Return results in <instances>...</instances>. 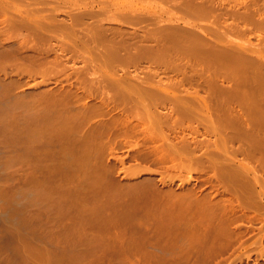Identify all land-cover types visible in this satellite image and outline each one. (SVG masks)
I'll return each mask as SVG.
<instances>
[{"label": "rangeland", "instance_id": "obj_1", "mask_svg": "<svg viewBox=\"0 0 264 264\" xmlns=\"http://www.w3.org/2000/svg\"><path fill=\"white\" fill-rule=\"evenodd\" d=\"M6 1L10 2V3L6 2L7 3V7L5 6L6 8H8L11 5L13 7L11 6L12 8L9 7L8 9L5 8V11H4V8H0V9H2V10H0V39H1L0 40V264H264V108H263L264 104H263V107L260 104L261 105L260 107H262L263 111H260V110H262L261 108H259L260 112H257V109L255 110L256 115H254V112H252V110H251V112L249 111L250 113H248V109L242 108V107L240 108L237 106L240 103V101H239L240 99H241V104L243 105L242 100H244L243 97L246 95V92H245V95H243L244 94L243 92H241L242 94L240 93L241 96L243 95L242 98H241V96H239V97L232 96V98H233L231 101L232 104L230 102V100H231L230 96H231V93H234V92H231V91L229 92L230 89H233L232 91H234V87L237 89L243 88L239 85H243V84L246 85L247 84L246 86H248V84L251 81H253V82L257 81L256 79L254 80L255 76L254 75L252 76L251 72L249 73V71H247V74H245L244 72L246 70H244V69L249 68L250 65L253 64L254 62H258V65H257V63L256 64L254 63L255 65L253 64L254 66H252V67H254V68H257V66L259 68L262 66V63H264V61L262 62V60H264L263 59L264 54L262 55V51L260 50L261 47H262V50L264 48V31H263L264 28H261V27L259 28V26H262L264 24L263 23L264 21H262V20H264V18H263L264 17L263 16V13H264L263 12L264 11V8H263L264 4L263 3H264V1L263 0H253V2H256V3L254 6L251 7L250 4H252L251 3L252 0H244L245 3L243 2V0L242 1L237 0V2H240V3L242 2V4L244 3L243 4L244 6H246V5L248 6V8H247V6H246V8H243V5L241 4L242 8L240 6H238V8L240 10L248 9V11H250L251 14H252L251 11L253 10L255 15L252 14V15H254L252 18L249 17L248 15H245L246 13L250 14L249 12L244 13L243 10L242 11L238 10V8L236 6L239 5V3H237L236 0H233L235 2H233L231 0H225L226 3L223 2L224 0H219V1H222L223 4H221L222 2H218V0H215V1L210 0L212 3H215V4L217 3L216 5H214V8H217V7L219 8V10L221 12L218 10V8L215 10L222 13L221 16L219 15V12H217V11H215V12H217L218 14L214 13L213 9H212L213 15H210V16L208 15L210 18L208 16L205 18L199 17L200 20H198L196 18L198 16H194L193 14H191L195 18V20H197V21H195V24L194 23L193 24L197 27L196 28L194 26L195 27L194 29H197L195 31H198V35L201 36V34H202L203 36H201V37L204 40H205V37L209 36L206 39H208V41H210L212 43L208 44V45H204L202 47H212L213 51H214V52L212 51L213 52L212 53L213 58H214L213 54H215V51L217 53V52H219L218 50H221V48L224 49L223 51H225V48H231L235 44L238 45V43H239V45H238L237 49L235 48L236 46L233 47L236 49L237 52L242 53L244 56L247 53L246 50H249L250 53L253 54V55L251 54L252 56L249 55L250 53L248 51L247 55H245L244 58L241 55H240L241 57H235V59H236L235 68L236 67L237 68L235 69L233 67L232 70L236 71L238 69V66L240 67V65L237 66V64H238L237 60H240V61L243 60L246 62L248 61L247 63L246 62L245 63L249 65L247 67L246 64L243 65L244 62L242 63L241 66L244 69L241 71L239 70V72L241 74H244V75H241L240 73H238V70H237L236 75L238 76V79L236 78L237 76L233 75V73L235 71H231V67H230V70L226 69L225 63L223 64L224 66L222 65L223 67L221 66L223 68L222 70L219 69L220 65H217V64H216L217 67H212V64L214 62L218 63V61L222 60L224 57L223 56L221 59L220 58L218 59V55H216V54H215L216 55L215 58H217V59L212 58V61L209 60L210 66L208 65L211 68V70L214 68L219 69V72H216V70L214 69L215 71H213V75L211 74V70H210V73L207 70V69H209V67L205 68L207 66H203L206 64L205 59H202V60L199 59L200 63H201V61H204V62L201 64H199V62H197V63L199 64V66H201L203 64L201 66V67H203V68H201V72H203L204 69L206 72L201 73L199 71V73H200L199 75L203 74V76H199V75L195 74V73H198V70L200 69V67L197 66L198 64L195 65V63H196V61L194 62L195 57H193L192 55H190V56L187 55L188 57L183 56L184 59L182 58L181 60L184 61V63L180 60V57H182V55L179 57V59H178V57H176L177 63H181V62L183 63V64L181 63L182 66L180 67V69L182 68L183 70L184 69L187 70V71L184 70L186 72V76L184 75L185 72L184 71L182 72V70H180V72L178 70V73H180V74L177 75L176 70H175L176 72L174 71L175 72V74H174V72L172 71L173 69L169 70L168 67H166L164 65L159 66L155 63L150 64V61L144 62L145 59H143V61L139 62V64L138 63H132L134 65L129 64V63H131V62H129L128 63L129 65H126V69L128 70L131 68L130 70H128L131 73L127 72V70L125 69V67L123 65L124 62H121V63H123V64H121L123 66H120L119 62H117L119 64V66L117 63H114V62L110 63L109 62L110 65L113 63H114V65L116 64L115 66L114 65L109 66V63L107 62L108 60L106 61V58H105L109 54H106V55L102 54L105 51V49L103 47H106V46L101 47L103 42H104L103 45H105V43H107L105 41H106V38L108 36H110L108 38V40L110 38H112V39L114 38V40H115L114 42L119 40L118 41L119 43L118 42L117 43H113V42L111 43V41L109 40L107 47H106V49L109 48L108 49L109 51L106 50L105 53L111 52L110 47H108V45H110V44H111L110 46H112L111 49L114 47L115 44L117 47L120 46L122 48V46H121L122 44H120V42L126 43V41H127V40H124V38H126L128 40L131 38V41L133 38V41L135 43L136 39H137V37H136L137 32L139 34V37L140 36L142 37L141 42H140V39H137L138 43H141V44H139V47L144 48L146 46L145 49L150 48L152 45H154V44H152L154 42L149 41V40L152 37L154 39L156 38L154 36V34L156 35L158 33L157 35L159 36L161 31H164V34H165L167 31L166 29H168L169 26L171 27V25H172L171 28L173 29V25L175 23H176L177 27L179 25H181V27H182V24L186 23V21L183 20L184 19L183 13L180 10L179 11L177 10L176 4L178 5L180 3V2H178V0H177L178 3L174 2V0L173 1L171 0L174 4L170 3L169 2L170 0L169 1L163 0L165 2V3L163 2L165 5H163L162 1H160V0L159 1L156 0V2L154 1L156 4L152 3L153 2L152 0H139L141 3H139V1H138L137 4H136L137 0H134V1L132 0L133 2L131 0H129V3L127 2V0L125 2H124V0H122V2H121V0L120 1L119 0L118 1L108 0V2L111 3L112 5L109 4L108 2H106L107 4H104L102 0L101 1L103 4L101 2H99L100 0H94V2L98 1L99 2V3L97 2L98 4L94 3L92 0H89L88 1L89 3L86 2L87 4L91 5V1H92V4L94 6L93 5L90 6L87 4H86L87 6H84L83 4L85 2H82L81 0H78L79 3L77 0H73V2L75 1V3H73L71 0H67L68 2L67 1L65 2V0H64V2H62L63 0H46L47 2L45 4V6H44L45 0H40V3L38 2V0H37L38 3H36L35 0H34V2H32L33 0H31V2L36 4L37 7L32 3L31 4L33 6H30V0L29 1L24 0V2H23V0L18 1L19 3L21 2L24 4H27L29 2V4H28L29 7L30 8L36 7L34 9L40 10L39 12L40 13L42 12L43 14H41V15H43V16L46 13L47 14L49 13L51 15L52 13H50V12L54 11V13L52 14V17L48 16L49 19L50 18L52 19L55 16V12L56 13L58 12L59 15L56 14L57 16H55L57 18V21H55V22H57L56 23L57 28L55 25L50 23V22L54 21V19L56 20L55 17L52 20L51 19L48 20V18H46L47 17L46 15H45L46 17L45 16L43 17L36 10L35 11L37 12V14L39 16L35 17L33 15V13H35V15H36V12H34L33 8H32L33 10L29 9L30 12H31V10L33 11L32 16L30 13L28 14V12H27L28 15H26V14H24L26 12H22V11H23V8H25V6H26L25 9H27V10H24V11H28V8H27L28 5L22 4L24 7L19 6L21 4L16 3L17 0H12V4H11L10 0H6ZM26 1H27V3H26ZM84 1H86V0H84ZM105 1H107V0H104V2ZM112 1L114 3L117 2V4L112 3ZM166 1H167V3H166ZM183 1H185V2H183ZM183 1L181 0L182 3H186L187 0H183ZM189 1H191L192 3L194 1V3H196L195 0H189ZM13 2H15V4H19V5H15V4L13 5ZM76 2L78 4H76ZM126 2L129 5L127 4V6H125ZM158 2H159V4H157ZM168 2L170 5H172V7H167ZM8 3L10 4L9 6H8ZM131 3H133L134 6H135V4H136V6L141 4L140 5L141 7L137 6L138 7L137 8L135 6L136 11H137L136 13L134 11L135 7L133 6V4L130 5ZM146 3H147V6H145ZM149 3H152L153 5H151ZM41 4H42V8H41ZM59 4H61V5L57 6ZM70 4H73V6L75 4L76 7L75 6L72 7V5H70ZM118 4H122L123 7H121V5H118ZM123 4H125V5H123ZM199 4H202V3H199ZM224 4L226 6H229V7L233 6L234 8L231 7V9L230 8L227 9L226 6H223ZM257 4H259L258 6L260 7V9H259V7L257 8ZM99 5H101V6H103V5L107 6L108 5V7L110 5L111 6L115 5V7L110 6L109 8L111 10L108 9L109 11L107 10L108 7L107 8H103L104 6L101 7L104 10H106L107 13L110 11L113 12L117 8L118 9L120 8V10H121V11L117 10L118 12H121V13L127 12L128 13V11H129L131 13V9L129 10L128 7H132V6H133L132 9L134 12L132 11L131 15L126 14V15H128V17H131L130 18L131 20H129V18H125V15H123V14H122L123 16H121V18H116L117 15L114 14L115 11L113 13L110 12L111 15H115L113 17L114 20H115V18L117 20L118 19L122 20L124 18L122 20L123 23L122 24L120 23V25L117 24L116 20H115V22H113L114 24L110 23V21L111 22L113 21V18L110 17L111 15H108L111 18L110 21L104 20V22H102L103 19L105 18V16H104V18H102L103 16L101 15V13H102L101 11H104V10H101V8H99V10L98 9L96 10V7L97 8L100 7ZM149 5H151V7ZM155 5L158 8L157 7L154 8ZM159 5H161V6H159ZM195 5H196V7L194 8L193 6H195ZM220 5L222 7H220ZM69 6H71V7H69ZM88 6H90V7H88ZM116 6H118V7H116ZM142 6H143V8H142ZM163 6H166L165 7L166 9L164 8V10H167L173 14H176V15H177V13H179L180 15L182 14L181 16H183V17H181V19L183 18L182 20L184 22H181L182 21L181 19L176 20V19H178L179 14L177 15V17L175 15L176 19H174L175 18V17H173L174 15L171 18V14L169 15V13H167L166 11L163 12L164 10L159 9V7L161 8ZM193 6L192 7L190 6V7L192 9L194 8L196 10L197 9V3L194 4ZM18 7L20 9H22L21 12H20V9ZM21 7H23V8H21ZM49 7L55 8L56 11L52 10V9L50 10ZM56 7L60 8V10L57 11ZM124 7L125 8L127 7L128 11H126V9H125V11H123L122 8H124ZM144 7H148L147 9H152V10H147ZM14 8H15V10H13ZM16 8H18L17 11H16ZM69 8H72V9H69ZM75 8H77V9H75ZM83 8H84V10L85 9H87V10L92 9L94 11V13L101 10L100 13H98V14L101 15L102 17L101 16L99 17V15L97 16L94 14L95 15V18H94V16L92 15L93 14L92 10L91 11L85 10V11H87V14H88V15H85L86 12H82ZM139 8L141 9L140 11H139ZM153 8L156 9V10H154L156 15L162 16L161 19L163 18L162 20H164V22L166 20H168L165 17H168V15L170 16V18L169 17L168 18L170 19L169 21L171 23L169 21H168L169 23L167 21L165 23V24H169V25H167L168 28H167V26L165 27V25L161 24V23L164 24V22H160V24H159V25L164 26L163 27L164 30H162V26H160L161 28L160 27L156 28L157 25H152V24H158V23L153 22L154 20L156 21V19H155L156 17H154L155 13L153 12ZM168 8H170V10ZM172 8H173V10H174V8H176V11H172L171 10ZM223 8H225V9H223ZM249 8H251V9H249ZM253 8H255L257 10V13H258V10L260 11L259 13H261L260 15H262V16H260L261 20H259L257 18V17H259V14L257 15V13H255L256 11ZM48 9L50 11L47 12ZM68 9H69V11L73 10L70 12L71 14L70 13L68 14V12H67ZM79 9H81V11ZM142 9L144 10V12L142 11ZM194 9L192 11H194ZM75 10H77V11H75ZM95 10H96V12H95ZM233 10H235V11H233ZM237 10H238V12L239 11L242 12L241 14L245 15L244 17L242 15L239 18L240 20H241V18H243L242 21H240L238 18L236 19L233 16L234 12L236 14L238 13V12H236ZM14 11H16V13H14ZM138 11L140 13H141V11L143 13H147V12L149 13L151 11L150 12L151 15L150 14L149 15H150V17H152V15L154 14L153 15L154 18L153 17H152L153 19L150 17L148 18V13H147L146 14L147 19L145 21L147 22V20L149 21L150 19H152L153 20L152 23L150 22L151 20L148 22V24L145 23L144 21L143 22L145 24L142 21L135 22L133 15H135L137 13L140 14ZM158 11H161L163 13H161V12L159 13ZM226 11H227V13H225ZM245 11H247V10H245ZM18 12L22 15V16L20 15V17H24V20L22 18V21H21L20 20L21 18L17 15L20 18V19H18V21H21V23H19V25H17L18 23H16V22H18V21H16V19H17L16 14H19ZM73 13H75V15ZM79 13L82 14L81 15L82 18H80V19L83 20L84 18H86V19H84L85 20L84 22L87 21L86 23H90L89 25H91L92 28H91V26H86L88 24L82 23L83 22L82 20L80 22V19L78 18L80 16ZM83 13H85V14H83ZM103 13H105V12H103ZM107 13H106V17H107ZM166 13L168 14L167 16H165ZM11 14H13L16 17L14 18V16ZM67 14L70 17L72 15H74V16H72L71 21L69 19L70 17ZM117 14L120 16L119 13H117ZM214 14H217L221 18L223 17V14H224V16L226 14V16H225L226 18L225 17H223L225 19L222 18L225 21L224 22L222 21L221 24L224 25L225 22L227 24H229L227 26V28H229L228 30L231 31L230 33H232V30L234 29L233 34H231V37H230L229 31H227V29H225L226 28L225 25H227V24L225 23V25H224L225 28L223 26L217 25L221 21L219 22V20H217V18H216L218 16L215 15L216 16L215 17ZM239 14H237L235 16L239 17L241 15V14L240 15ZM24 15H26V17ZM76 15H78V17ZM83 15L84 16L91 15L93 18L91 16H89L91 18L84 17ZM191 15H190V17L189 16L185 17V19L186 18L192 19ZM252 15H250V16H252ZM256 15H257V17H256ZM27 16H28V18L31 19L30 20L32 22L31 25H30L31 22L28 23V21L25 19V18H27ZM75 16L79 20L76 19ZM247 16L251 19L256 17L255 20L258 19L260 21L259 22L257 20L259 25H258V23H256V21L254 19L253 20L249 19L250 21H252V22L249 21L251 25L248 24L249 22L248 23L246 22V24L241 25V24L245 23L243 21H248ZM9 17H12V21L14 20V22L10 21L11 22L10 23ZM41 17H43L42 20H44V23H45V24H43V28H45V30H43V29H40V30L45 31L46 33L45 32L41 33V31L38 30L39 27L41 26L39 24V22H40L39 18L41 19ZM73 17L75 18V20L73 19ZM96 17H99L98 22L99 23L102 22V24L94 22L95 19L97 21ZM109 17L106 19H109ZM7 18H9V19H7ZM34 18L38 19L39 21L33 20ZM99 19H100V21L101 20L102 21L100 22ZM126 19L129 20L130 25H128V23H127L128 20L126 22ZM173 19H174L175 23L172 21ZM188 19H187V23L183 24V25H187V26L182 27V28L186 27V29L188 28V30L184 29V31H183V29H182L183 33H185L186 31L187 32L190 31L189 29H193V27L192 28L188 27V22H189ZM235 19L238 21H235ZM2 20H3V22H2ZM4 20H6L7 22H5ZM63 20H65V21H63ZM68 20L70 22L73 21L74 23L73 22L70 23ZM121 20H119L118 23L121 22ZM133 20L135 22V25L133 23ZM209 20L213 23H212V26L210 25L211 28H209V30H208L209 32H207V30L205 31L204 27L207 25V29H208L209 24H211L209 22ZM26 21H27V23H26ZM48 21H49L52 28L51 27L46 28V26H50ZM61 21H63L64 25H61L62 24ZM75 21H77V22L79 21L80 24L76 25L77 22H75ZM105 21L106 22L109 21V22L106 23ZM177 21H178V23H177ZM206 21L209 23L207 24ZM214 21H216V22L218 21V23H216ZM22 22H23V24H28V25L23 28L22 26H25V25H22ZM34 22H36V23H34ZM91 22L92 23L94 22L95 25L96 24L100 25V26L96 25V29H97L98 33L101 35L105 32H106L105 34L107 35V32L110 29L112 31H114L113 30L114 28H112L111 25H113V27H114V26H116V24H117V27H115V28H118V27L121 28L125 24L123 27H125L126 29L128 28L127 29L128 31H132V33L129 32L130 35L131 34L132 35L130 36L128 34V36H127V34H124L125 33L124 30L125 31H127V30L124 29L123 27H122L123 30H121L119 28L118 29L123 31L124 35L121 34L122 32H120V31L118 32V30L115 29L119 33V35H118L119 37L117 36L118 39L116 38V36L114 37V34L116 35L115 31H114V34L111 33V35H110V33H109L106 38L105 37L101 38V36L98 33H95V34H97V36H99V37H97L99 39V41L101 39H102L101 41H103V39L105 40L101 43V41L97 42L98 39L96 38V35H93L94 33L92 32L90 34V35H92V38L97 39V40H94L95 43H92V41H93L92 38H87V36L86 37L83 36V34L88 35L89 34L88 31L89 32L96 31V30H94L95 25L91 24ZM233 22H236V23L239 22V24L237 23L235 25V24H233ZM240 22H242V23H240ZM7 23L8 24L10 23V24L8 25ZM15 23H16V25L14 26ZM33 23H34V26H35V24L38 26L37 30H36V26L33 28ZM40 23H42V22H40ZM52 23H54V22H52ZM189 23H192V20H190ZM198 23L201 26L203 25L202 27L204 29L200 28V25ZM204 23H205V25H204ZM214 23H215V26L217 28L220 27L219 30L217 28H215V26H213ZM230 23L233 25H231ZM71 24H73V25H71ZM74 24L76 26H74ZM81 24H83V25H81ZM131 24H132V26H131ZM247 24L250 25V27L245 26ZM252 24H254V26ZM255 24H256V26H255ZM10 25H12V26H10ZM20 25H22V26L18 27ZM80 25L84 26V27L86 26L87 28L90 27L89 29H91V31L87 30V29L85 31L84 28L81 27ZM107 25H110L109 28L110 27L111 28L109 29ZM127 25L130 27H128ZM146 25L147 26L150 25V27L148 26L150 29L147 28ZM237 25L239 26V28ZM240 25H241V27H240ZM28 26H29V28L31 27V29L33 28L34 30L29 29V31H28V28H27ZM53 26L56 29L53 28ZM69 26L70 27L73 26L72 31H70V32L68 31V30H71V28L69 29ZM151 26H152V28H156V29H152ZM232 26H235V27H233V29H231ZM242 26H244V27H242ZM257 26H258V28H257ZM15 27H17V28H15ZM61 27H62V29L64 28L63 29L64 31L61 29ZM65 27H67V28H65ZM103 27H104V30H106V31L103 30ZM181 27H178V30H181ZM212 27H214V29L218 30L222 39L224 37L225 42L222 39L219 40V41L222 40L224 43L218 42L219 38L216 39V37H217L216 35H218L219 33L216 30L214 32H216L217 34L212 32V30H213ZM221 27L224 28V30H226V32H228L227 35L230 38L229 42L232 41V45H231V43L229 44L228 39H227L228 38L227 35L225 36L222 32H220V31H223V30H220ZM40 28H42V26ZM58 28H59V32H58ZM73 28L79 29L78 32L76 31V29L74 30ZM159 28H160V30H159ZM171 28H169L168 30H170ZM198 28L202 29L200 32L201 34L199 33L200 29H198ZM52 29L54 30V32L56 30L58 33L55 32V34H54ZM98 29H100L101 32H99L100 30H98ZM148 29L150 30V34H149ZM157 29L159 31H157ZM235 29H238V30L235 31ZM35 30L37 31V33L41 34V37L36 36L37 33H34ZM81 30H83L86 33L81 34V32H83ZM146 30H147L149 35H153L151 37L150 36L148 37L150 39H148L146 37V36H148V34H146V36H144L145 33H147ZM151 30H154L157 32L154 33V31H152L153 32V34H152ZM175 30L176 31H174V32H173V30L172 31L170 30V34L172 36H170V38L167 39L169 41L166 40L167 43L170 42V39L172 37L173 38L172 40H174V39L176 40V41L174 40L172 43H176V42L180 43L183 40V42L185 44H187V47L190 48L189 47L190 46L189 41H191V40H189L187 43L188 39L186 38L187 36H185L184 39L185 38L187 39V40L185 39L186 40V42H185L184 39H182V37H179V35L175 34V32L177 34H179V32H177V29H175ZM243 30L245 32H242ZM66 31H67V34L71 33V34H69L71 39L70 38L67 39V37L65 38V35L68 36L67 34H65ZM75 31L77 34L75 33ZM133 31H137V32L134 33ZM195 31L192 30L191 33L195 32ZM205 32L207 34H205V37H204L203 33H205ZM210 32H212V33H210ZM223 32H225V31H223ZM226 32H225V34H226ZM180 33H182V32L180 31ZM196 33L197 32H195V34ZM105 34H103L102 36H104ZM167 34H168V31H167ZM211 34H214V36H216V37H214ZM238 34H239V36H238ZM42 35H43V37H42ZM174 35L176 36V38L179 37L182 40L177 41L178 39H176ZM63 36H64V39H63ZM75 36H77L76 37L77 39H78V37H80V38L78 40L77 39L75 40ZM93 36H95V37H93ZM241 36H243V38ZM127 37H129V38H127ZM135 37H136V39H135ZM143 37H145L148 40L147 41L145 39L147 41V43L150 42L151 46L148 43V47H147V43H143ZM218 37H219V35H218ZM72 38H74V41ZM121 38H123V39H121ZM238 38L242 42L240 40H237ZM65 39H66L65 42L67 43V47H66L65 42L63 41ZM189 39H193V37L191 38L189 36ZM215 39L217 42H215ZM242 39H246V41H244ZM79 40H82V41H80V44H79ZM145 40H144V42H145ZM67 41L69 43H71V41H73V42L70 45ZM89 41H90L91 45L89 44V46H88ZM131 41H129V43H127L128 45L124 44L123 47L129 46V48H131V47H134L136 45L138 46L137 42L135 43V45L131 46L130 43L133 44V41L132 42ZM226 41L228 42V44H226ZM233 41H235V42H233ZM248 41H250V42H248ZM74 42H76L79 45V48H78V46L75 47L76 43H74ZM96 42L98 44L101 43L100 47ZM109 42H110V44H109ZM177 43H176V45L172 44L173 48H174V46H177L179 44V43L178 44ZM184 43L181 42L177 46L178 48L177 47L176 48L179 49L180 47H183ZM243 43H244V45H243ZM68 44H69V47H68ZM241 44H242L241 51L244 48L246 49V50H243L242 52L238 51V50H240L239 46ZM72 45H74V46H72ZM80 45L81 46L83 45V46L81 47ZM93 45H95L97 47V52L102 55V58L105 55L104 56L105 61H104V59L101 60V58H98V57H97L98 60H97V58H95L96 54H97V56L99 54L95 51L96 47ZM168 45L164 46V47L169 48L171 46V45L170 46H168ZM180 45H182V46H180ZM248 45H251V46H248ZM70 46H72V47L70 48ZM84 46H85V49H82ZM92 46H93L94 52L96 54L93 52L94 59L92 57H90V58H92L93 60L96 59V61H94L96 63H98L100 61H102V62L104 61L105 63L107 62L106 64L100 63L101 65L103 64L102 65L103 68L101 67V65L99 63L96 64L93 62L92 59L90 60L87 57V56H92V53H89V51H91V50L93 51ZM243 46H244V48H243ZM185 47L186 46L184 45L183 48H185ZM214 47H215V49H214ZM255 47L257 49H255ZM76 48H77V50H76ZM251 48H253L254 52L251 51ZM89 49H91V50H89ZM98 49L101 50L102 52L99 51ZM216 49H218V50H216ZM255 50H258V52H256ZM74 51H76V52H74ZM77 51H79V52L77 53ZM244 51H245V54H244ZM83 52H85L84 55H83ZM87 52H88V55L85 56ZM75 53L78 55H76ZM79 53H82L83 56L79 55ZM174 53H176V52H173V55H172L173 57H174ZM256 53H259V54L261 53L263 58L261 57V55L258 54V56H259L258 58H260V59L259 60H258V58L254 59L255 55L257 57ZM263 53H264V51H263ZM89 54H91V55H89ZM248 55L252 58L248 57ZM76 56H77V58H80V57L81 58L77 59ZM165 56H167V55H165ZM168 56L170 57L169 54H168ZM168 56H167V58H168ZM175 56H177V54ZM84 57H87L86 59L90 60V61L89 60L87 61L88 65L86 64L87 62H86V59ZM185 57L189 58V59L187 60ZM191 57L193 58V60ZM82 58L85 59L84 60L85 63H84ZM225 58H226V56L224 57V60H225ZM190 59L193 62L190 61ZM195 59L197 60V58H195ZM251 59H252L253 63L250 62ZM178 60H179V62H178ZM260 60H261V62H260ZM188 61L190 63H188ZM90 62H92V63H90ZM185 62L188 64H191V63L192 64L194 63V64L190 65L191 66V69H190L189 68L190 66L188 64L186 65ZM223 62H226V60L222 61L221 63H223ZM259 62L261 63L260 65H259ZM89 63L92 65L96 64L99 68L96 67V65H95V69H96L95 70L94 68H92L94 66L91 65V68L93 69L92 70L89 66ZM221 63L219 61V64H221ZM104 64H105V67L109 66L105 69V73H103L104 68H105ZM153 64H154V66H153ZM239 64H241V63H239ZM86 65H87V68H86ZM194 65H195V67H193ZM83 66H84L85 71L87 70L89 73L92 72V74L90 73V75H89L88 72H85L82 69ZM127 66H130V67L127 68ZM155 66H157V67H155ZM185 66H186V68H183ZM213 66H215V65L213 64ZM244 66H246L247 68ZM110 67H112L116 72H119V76H117L118 73L113 71L112 68L110 70L109 69ZM114 67L115 68L124 67L123 69L121 68L123 70V72L120 68H117V70H116ZM139 67H142L143 73H141L142 72L141 68L138 69ZM144 67L146 69L149 68L151 71L155 67L152 72L150 70H148L150 73L154 72V76L152 74H149V72H148V74H145V73H147V70ZM163 67L165 68L166 71L164 70ZM192 67L194 69H196V67L198 68V69H196L195 73L192 70L193 69ZM252 67L250 69L253 70L254 68H252ZM263 67H264V64H263ZM100 68H102L101 69L102 72L99 70ZM160 68H162L163 70ZM159 69L162 70L163 72L160 71ZM239 69H241V68H239ZM106 70H108L109 73L112 71V74H113V72H115L114 74H116L115 76H117L118 78L125 75V73H127L125 75L126 77L129 74V78L128 77L126 78L125 76H123L121 79H124L125 82L127 80V82H131V83H132V81H134V82L136 81V84L134 82L133 83H134V85H138L139 89L131 90V88L135 89V87H136V86L134 87V85H132L133 83L132 84L130 83L132 86H130L129 83L127 85H125L124 84L125 82L123 83L121 80H118L119 81L118 82L117 81L118 78H116V77H115L116 81H115V79H114V81L111 80V79H113V76H114V74L112 76L111 73L109 74V76H111V77H109V79L111 81H113V83L110 80L108 81V79H106V78H108V72ZM136 70L137 71L140 70V71L137 72ZM261 70H259V71L263 74L264 69L262 70L263 72ZM81 71L86 74V75L84 74L85 77L87 76L86 79H85V77H82L83 73ZM96 71H100V73H102V74L97 73ZM156 71L158 72V74ZM207 71H208V75H207ZM66 72L68 73V75L66 74ZM214 72H216V74H214ZM69 73H70V75H69ZM74 73H77L76 74L77 76H75ZM139 73L143 74V75L140 76ZM161 73H163V74L159 75ZM181 73H184V74H181ZM230 73H232L233 76H231ZM248 73L251 75H249ZM103 74H105V75L103 76ZM136 74H137V78H136V76H133ZM210 74L212 77L209 76ZM100 75L102 77H100ZM149 75H152V76H149ZM156 75L159 76V79L162 78L161 79L162 81L158 80L157 79L158 77ZM240 75L242 77L247 76L248 79L250 78L249 79L250 81L247 82V80H248L247 77H246V79H244V77L242 78ZM147 76L150 77L152 82H150L149 79H147V80H149V81H147L146 79L143 78V77L148 78ZM207 76H209V78H207ZM251 76L253 77V79H251L252 78ZM78 77L83 78L84 83L82 82L83 79L80 81V79H77ZM130 77H132V78H130ZM138 77H139V79H138ZM154 77L155 78L157 77V78L154 80ZM239 77H241V79ZM87 78L88 79L91 78L90 81ZM134 78H136V79H134ZM141 78H143V79H141ZM93 79H95V80L97 79V80H99V82H97V81L95 82V80H94V82L91 81ZM130 79H132V80L128 81ZM207 79H212L214 82L215 81L220 82V83H222L221 85L224 84V86L222 87V86H219L217 84L218 85V87H217L216 82H215V85L211 86V88H213V90L211 88L208 90V88H209L208 83H207L208 86H206L205 85L206 83L203 82L204 80L206 81ZM140 80H141V83H140ZM170 80L172 81L173 85H172ZM178 80L180 81V83ZM241 80H243L244 82ZM145 81H146V83H145ZM159 81H160V84L158 85L157 83H159ZM167 81L173 87L175 85L174 89L169 88L170 89L169 91L171 93L174 91L172 94H174L176 92L177 94L176 93L175 94L177 95V97L181 92L182 94L179 95V98L182 97L181 99H183V100H187L186 99L187 96H188V99L191 96L192 98H195V99L198 98V100H199V96H202L200 98H205V97L208 98L207 96L210 95V90L214 91V89H216V87L217 88L222 87V89L220 88L221 89L220 91L223 90L222 93L221 92L219 93V91H218L219 89L214 91L213 94L211 92L212 99L211 98H210V100L208 99L209 101H207L208 102L207 105H208V107H210V105H212V104L216 105L217 104L216 102L220 103L223 101L226 104L220 103V105L221 106L223 105V107L220 106L219 109L221 110V108H223V111H224L225 109L228 110V108H224V107L228 104L227 102H229V104L227 106L228 107L230 106L229 107L230 111L233 110V113L235 112L234 114L238 113L240 115H238V114H236V115L243 118V119L238 118L240 120L235 122V124H237L236 125L237 129H238V126L240 125L239 126L240 129H241V127H244V129H246V130H244L242 128V130H240V132H239V130H237L235 128L236 126L233 127V123H229L238 132V133L237 132H233V133H235V134L237 133V136H238V134L241 133L242 137H241V135L238 136L241 139H237V137H236L234 140V138L232 136H230V135H232V133L228 134V132H230L231 130H234V129L229 128L231 125L230 126L226 125V124H228V122L227 123H225V122L228 121L229 119L231 122L230 117L233 118L234 116L229 115L230 117H229V119L227 118L228 119L227 120L226 118L225 119L222 118L223 116H221V115H224L229 111H227V112L224 111L225 113L221 114L222 111H220L219 109L218 110L220 112L217 111L216 107H215L216 111H214V107H210L211 108L210 110H212V108H213L212 113L210 112V110L209 111L205 110L206 113L208 112L206 114L204 112V110L202 111L203 112L202 113L199 108L193 107L194 108L193 110H195L196 113H194V111H192L194 113L192 118L195 117V119H192L191 117H189V119H187L188 117H186V120H185L184 116H183V118L182 117L180 118V115H178V113L176 115L177 111H175V114H174L175 109H173L171 102H170V104L172 106V109L169 108L171 106H168L169 101L164 100V102H166V103H163L162 102L163 100H161V101L157 100L156 101L157 98L155 97V94L159 93L162 85H163V87L168 86V84H166ZM213 81H212V83L214 84ZM101 82H102V85H101ZM117 82L120 83V85L119 84L116 85ZM142 82H143V84L148 83L147 86L144 84L146 86L145 87L146 91H144V88L141 87V86H143ZM153 82H155L156 86H154L155 84L153 85ZM162 82H165V84H163ZM176 82L179 83L181 86L182 85L183 86L182 87L179 85L177 86ZM181 82H183V84ZM201 82H203L204 84ZM253 82H251V84ZM109 83H110V85H109ZM114 83H115V85H114ZM161 83H162V85H161ZM60 84H64L65 87H64V85H60ZM139 84H140V86H139ZM231 84L236 85V86H234L228 90L227 87L228 88H229V86L231 87L232 86ZM71 85H73V87ZM83 85H85V86H83ZM88 85H90V88H92L93 91H92V89L87 87ZM58 86H59V88L57 89ZM62 86H63V88H62ZM67 86H68V90H67L68 93L64 90L65 88L67 89ZM69 86L71 87L70 88L71 90H69ZM85 87H86V90H85ZM147 87H149V88L151 87L150 88L151 90L154 89V87H156L157 91L158 90L159 91L156 93L155 92L156 89H155V91L150 92L151 90L146 89ZM87 88H88V90H91V91H88ZM180 88H182L183 90L179 91ZM196 88H197V90H196ZM72 89L76 90L77 92L76 91L74 92V90L72 91ZM171 89H172V91H171ZM184 89L186 91H184ZM188 89L189 90L193 89V90L189 91ZM237 89H236V91H239ZM139 90H140V92L144 91L145 93L147 91H148V93L150 92L149 95H148V93H146V95H144V93L142 92L143 96H149V97H145V99L148 98L147 100H144V98H142L143 96L141 95L140 92H137V94L139 93L140 95L136 94V91H139ZM177 90L179 92H177ZM227 90H228V92H227ZM240 90H242V89H240ZM61 91H65L66 93L65 92L61 93ZM70 91H72V94ZM182 91L188 92V93L185 94ZM56 92H59V93H56ZM248 92L250 94H252L250 91H247V94H249ZM151 93H153L152 98H153V95H154V98H156V99H154L155 103L157 104L156 105L154 103L155 106H154V104H152L154 101L150 100V101H152L151 106L149 104L150 101L148 102ZM125 94H126L127 98L125 96H123ZM128 94H131V95H128ZM116 95L118 97H115ZM135 95H137V96H135ZM129 96H132L131 97L132 99H128V98H130ZM104 97H105L106 101L104 100ZM135 97H136V101L138 100L139 97H141L142 100H144L145 102L148 103L149 106L146 105L145 109H147V107H151L150 110L149 109H147L148 111L146 110L147 112H150L149 113L150 117L148 115L149 121L147 120L146 115H145L146 118L143 116L144 114H148V113L145 112V110H143L144 106H142L140 104V102L142 101L140 98H139V101L140 100L141 101L140 102L137 101V103H139V104L134 105L135 106L134 108H136V105H137V107L140 108V111H136V110L132 109L133 104L136 102V101L134 102ZM228 97H230V98H228ZM115 98L118 99L119 102ZM152 98H150V99H152ZM235 98H237V100ZM228 99H229V101H228ZM263 99L264 98L261 99L262 103L264 101ZM261 100H260V102H261ZM191 101H193V100H191ZM210 101H212V102H210ZM235 101H236V103H235ZM103 102L105 104H101ZM161 102L163 103L162 105H161ZM194 102H195L194 106L199 105L201 108L202 104L201 103H200L201 105L199 104V102H201V100L199 102L194 100ZM209 103H211V104H209ZM159 104H160V107L161 106H163V107L159 108ZM94 105L95 106L98 105L99 107L96 106V108H94L93 107ZM231 105H232V108H234V106L237 108L231 109ZM153 106L154 107L157 106L156 108L158 110H160L161 112H158L157 109H156V111H154ZM216 106H218V104ZM136 109H138V108H136ZM169 109H170V111H169ZM196 109H199L198 112L202 113V118L200 117L202 121L200 120V118H199L200 115L197 114ZM237 109H238V111H237ZM239 109H240V111H242L244 109L245 110L243 112H240ZM163 111L166 112L167 114L170 112V114H168V115L165 113L167 116H169L168 117L169 119L166 118L167 116L163 113ZM152 112L153 113L156 112L158 114L163 113L162 115L160 114L161 116L165 115V116H163V119H165V120L162 119V121H165L164 125L162 124L163 122L161 123L162 125L159 123H157V125H154V124H156L155 122H158V121H155L157 118L154 119L155 117L153 115H152L154 117L152 120L153 123L150 121L152 119V117H151V114H153ZM171 113L174 116L171 115ZM252 113H253V115H252ZM137 114L140 115V118H142V119L144 118L146 120L141 121L140 118L138 119L139 116ZM196 114L198 115L197 116L198 119L196 118ZM208 114L210 115L209 117H208ZM249 114H251L254 117H250L251 115L249 116ZM170 115H171V117H170ZM175 115L178 116L177 119H175L176 118ZM204 115L205 116L207 115V117H208V118L206 117L207 119H209L210 117L213 118V119L210 118L211 122L213 120L220 118V117L222 118V119L220 118L221 120H219V119L217 120V123H218L217 125L215 122V125L218 127L217 129H219L222 126L221 127L222 131L219 129L220 133L218 132L219 133V134L217 133L218 135L216 133H213L210 130V128H207L210 126L209 123H211V122L206 121L207 119L206 120L203 119V117H205ZM246 115H248L247 118L249 117V119L250 118H253L254 120L256 119L255 121L260 122V124L259 123H258L259 125L256 124L257 122L251 123L253 120L250 119V121H249V119L246 118ZM235 117H234V119H235ZM171 119H173L172 120L173 124L175 123L174 124L175 129L179 130V132H177L174 129L173 124L170 121ZM178 119L179 120L181 119L183 121H179ZM236 119H237V117H236ZM167 120H168V123L171 122V124H172L169 127L170 129H172V131L170 129H168V127L166 126V125L169 126V124H167V122H166ZM175 120H176V122H175ZM204 120H205V122H203ZM224 120H226V121H224ZM241 120H242V122H243V120L245 121V125L242 124ZM143 121H145V122H143ZM146 121H148V123ZM178 121L181 123H178V125H177ZM219 121H221V123ZM239 121L241 122L240 124L238 123ZM149 122H151V124H153V128L154 127L156 128L155 133L158 130L157 133L159 134V132H161V130H159V129H162V130H164L165 133L166 132L168 133V134H165L166 140L165 141L163 140L164 145L161 144L162 139L159 136H158V139H157L156 135H155L156 138H155V136H154V138H151L155 133L153 131H150V129H152V127H149V129H148L147 126L151 125ZM144 123H147V124H144ZM219 123L222 125L220 126ZM249 123L252 125L253 124H256V125H253V127H252V125L250 126ZM207 124H208V126H207ZM241 124H242V126H241ZM248 124H249L250 128L247 127ZM176 125H177V128H176ZM156 126L157 127L159 126L160 128L158 129ZM171 127H173V128H171ZM223 127H225L224 130L226 132L223 130ZM145 128L148 129V132ZM167 129L169 131H167ZM207 129L210 130V132ZM229 129H230V131H229ZM236 130H234V131H236ZM243 130H244V132H243ZM145 131H146L147 135L145 134ZM222 132H224L226 135L227 134L229 135V137H228V135H227V138L225 137L226 140L229 141V138L232 137V139H230L229 142H227L225 140L226 143H228V146L226 144V146H227L226 149H230L229 146H231V147L234 146L233 147V148H235L234 150H237L238 148L236 149V147L240 146L239 147L240 149H238V152H240L239 154H237V151L235 152L234 150L233 151L230 150L231 152H233V154L232 153H231V155L229 154L230 155L229 159H228L227 155H225V154L229 153L230 151L228 152V150H226L224 147H223L224 149L223 148L220 149L221 146L218 147L216 144V141H217V143L220 142V141L218 142V140H217L219 138L218 136L222 135V134L225 135ZM151 133H154V134H151ZM175 133H176V135H175ZM149 135H152V136L149 137ZM223 135L221 136V139H222ZM143 136H148V139H147V137H145L147 139V142L143 140ZM183 136H185V137L188 136V138H185ZM167 137H168V140H167ZM182 137L184 138V143L182 142L183 141ZM169 138L171 141L172 140L174 141L173 142L174 144H172V146L175 145L176 149L178 148L177 150L180 153L179 154L180 157L182 156L181 157L182 159H184L185 156H188V155H189V157L193 156L192 158L186 157L187 160H185L186 158L184 160L189 164L190 170L195 171V172L187 170L188 164L185 165V166H187V168L185 169L184 164L180 163V162H184V161L179 156H177V158H179L181 161L179 162V159L177 161H178V163H180V166H181V164H182V167L184 166L183 167L184 170L182 168L179 170L178 167H176L177 169H175V165L179 166L178 163H176V164L174 163V165H173V162H177V161H175L177 158L174 159V161L172 160L173 162L170 160H166L167 161V163H166V161H165L166 157L163 156V154L165 152H167V149H165L167 142H168V144L171 142V141H169ZM159 139H160V144H161L162 148H160L158 145ZM189 139H191V141ZM221 139H219V140H221ZM185 141H186V143L190 142L191 144L190 143L186 144ZM179 142H181L182 147L184 145L183 148H185L186 146H188V147H186V149L179 148L180 147ZM194 142L196 143V145ZM171 143H170V145H171ZM200 143L202 145H199ZM214 143H215V145H214ZM178 144H179V146H178ZM252 144L255 145L254 147H252L253 149L251 148L252 150L249 149L250 147L246 149V147H248V145L253 146ZM156 145H158L157 148L154 147ZM189 146H190V148L192 147V150L191 149L189 150ZM212 146H214L213 148L216 147L217 150L214 149L215 150L214 151L212 149ZM256 146L258 147L257 150L254 149V148H257ZM153 147L156 148L157 150H158V148H160L161 151H159V153L160 152L163 153V154H161V156L164 157L162 159L165 161V162L163 161L164 163L160 159L161 157L159 158L160 155L157 151H156L157 157L154 154L155 152L153 153L154 155L152 154V152L149 153L150 151H152V149L155 151V149ZM163 147H165V148H163ZM193 148H194V151H193ZM241 148H243L244 151L246 150L245 152H248V149H249V153L250 152H252V153H250V155L248 154L246 156V154L243 153L244 151L243 150L241 151ZM140 149L142 151H138ZM162 149L164 151L165 150L166 151L164 152V151H162ZM222 149L224 151L226 150L227 153H225L226 151L225 152L221 151ZM179 150H183L184 155H181L182 151H179ZM253 150H255V151L253 152ZM143 151L144 152L146 151V153H143ZM147 151H148V157L149 158H147V159L142 158V157L140 158V154L143 153L144 155L145 154L147 155ZM136 152L139 154L138 155L139 157L134 155V154L137 155ZM193 152L196 154H194ZM213 152L214 153L218 152L214 156H219L220 155L219 152H221V155L219 157L213 158L210 155L211 153L213 155L214 154ZM222 152L225 154H222ZM255 152H256V155L254 154L253 158L255 156L256 157L253 160L252 155ZM187 153H188V155H186ZM151 154L153 157H151ZM222 155H225V158H224L225 161H224V159L223 160L221 159L223 157ZM232 155L233 156L235 155L233 159L235 160L234 164L237 163L236 164L237 166L233 165V159H231V157H233ZM248 156H251V159ZM121 157H122V160L120 162ZM201 157L203 158V161H202ZM211 157L213 159H211ZM156 158L160 159V161L162 163L159 160H157ZM198 158H200L201 160H199ZM215 158H217V160ZM154 159H156V160L152 161ZM197 159L199 160V161H197V165L199 166V169H198L197 165H195V167L198 170L191 169V164L192 165L196 164L194 161H196ZM230 159H231V161H229ZM236 159H237V161H236ZM247 159L248 160L250 159V161L251 160L252 161L249 163V161H245ZM190 160L193 161V163L190 162ZM212 160L216 161L214 166H215V168L217 166V169L220 171L222 169H219V168L223 167V165L226 164V161L228 160L226 167L224 165L225 169L226 168L227 169L226 170L223 169V171L228 170L230 173H233L232 174L233 178H231V176H230L231 174L228 171L226 172L227 175L223 171H221V172L218 171V173L220 172L222 174H225L227 177L229 175L233 182L228 177V180H230V183L228 182L229 185H227L226 181H228V180H227L226 176H224V175L223 176L221 175V176L226 179V180L224 179L226 182V185L223 181L218 180L219 176L215 175L216 174L215 172H217L216 171L217 169H213L214 166L212 164L214 162ZM220 160H222L224 162V164H222L221 167L219 165H221L222 161L219 162V164L217 163ZM156 161H158V162H156ZM211 161H212V163H211ZM238 161H240V162H238ZM241 161H242V163H241ZM170 162H172V164ZM229 162H230V164L228 165ZM245 162H246L245 166H247V168L249 167V170L248 169H247L248 171L243 170V171H245V173L242 171H238L237 168L239 167V164H243V163L245 164ZM247 162H248V165L252 166V164H253V166L256 167L255 170L253 167H251V169H250V166L247 165ZM209 163H211V167H210ZM168 165L169 166L172 165V168H170L171 166L169 167ZM227 165L230 167H228ZM203 166L206 167V169L203 168ZM218 166H219V168H218ZM231 166L233 168V170H232L233 172H231V170H230V169H232ZM165 167L167 168L168 172L170 171L169 174L166 173L167 170L165 169ZM192 167L194 168V165ZM200 167L202 168L201 173L199 172V170H201ZM164 170H166V171H164ZM173 170H175V171H173ZM253 170L256 171L255 175L258 177V179L255 178L256 180H254V177L251 178L254 175V173L252 175V172H254ZM236 171H238L240 175L242 173V175L238 176L237 175L238 172L236 173ZM250 171H251V173H250ZM160 172L162 173V175L160 174ZM173 172H176V173H173ZM196 172H199V173H196ZM246 172H248L249 174ZM171 173H173V175H171ZM234 175H236V177H235L236 179L234 178ZM192 176L193 177L195 176L196 180H194V179L190 180L191 179L190 177H192ZM237 176L239 177V179L237 178ZM215 177H217L218 179H216ZM222 177H220V179ZM223 178H222V180H223ZM161 180L165 181V182H163L164 185H163V183H161ZM166 180H167V184H166ZM169 181L171 182L170 184L168 183ZM219 181H221V182L219 183ZM232 183H234L233 185H235V186H233L234 188H232V185H230ZM152 186L155 188H153ZM221 200H223V201H221ZM244 200H245V202L248 200L249 204L246 205L245 202H243ZM215 201H217V202H215ZM242 202L244 204H242ZM259 240H262V241L260 242Z\"/></svg>", "mask_w": 264, "mask_h": 264}, {"label": "bare ground", "instance_id": "obj_2", "mask_svg": "<svg viewBox=\"0 0 264 264\" xmlns=\"http://www.w3.org/2000/svg\"><path fill=\"white\" fill-rule=\"evenodd\" d=\"M10 1H11V4H12V0H10ZM18 1H19V0H17L16 3H19ZM21 1H22V0H21ZM27 1H29V0H27ZM27 1H26V3H27ZM35 1H36V3H38V2L40 3V0H38V2H37V0H35ZM66 1H67V0H65V2H66ZM71 1L73 2V0H71ZM77 1H78V0H77ZM81 1H82V2H85V3L83 4L84 6L90 5V4H87V3H89V2H88L89 0H86V1L81 0ZM92 1L94 2V0H92ZM92 1H91V5H90V6L93 5V4H92ZM102 1H103L104 4H107L106 2H108V0L105 1V2H104V0H102ZM102 1L100 0L99 2L102 3ZM116 1H118V0H116ZM119 1H120V0H119ZM125 1H126V0H124V2H125ZM131 1H132V0H131ZM133 1H134V0H133ZM133 1H132V2H133ZM138 1H139V0L136 1V4H137ZM152 1H153L152 3H155V2H156V0H152ZM154 1H155V2H154ZM158 1H159V0H158ZM160 1H162V3L164 2L163 0H160ZM168 1H169V0H168ZM172 1H173V0H172ZM172 1L170 0L169 2H170V3H173ZM182 1H183V0H182ZM195 1H196V3H197V9H196V10L194 9V8L196 7V5L193 6L194 4H196V3H194V1H193V3H192L191 1L187 0L186 3H182L181 0H180V1L178 0V2H180V3L177 5V4H176V3H178L177 0H176V1L174 0V2H176L175 4H176V7H177V10H178V11L180 10V11L183 13V15H184V19H183V18H182V19L185 20L186 23H187V19H188V18L185 19V17H188V16L190 17L191 14H193L194 16H198V17H196V18H197L198 20H200L199 17H203V18H205V17H207L208 15H209V16H210V15H213V13H212L213 10H214V13H217V12L220 11L218 7H217V8H218L219 11L215 10V9H217V8H214V5H216L217 3L215 4V3H212V2H211V1H215V0H211V1H210V0H201L202 2H201L200 0H195ZM197 1H198L199 3H202V4H199ZM231 1H233V0H231ZM238 1H239V0H238ZM241 1H242V0H241ZM263 1H264V0H263ZM6 2H9V1H6V0H0V8H4V11H5V8L7 7V3H6ZM23 2H24V0H23ZM32 2H34V0H33ZM32 2H31V0H30V6H33L32 4H34V3H32ZM43 2H44V1H43ZM43 2H42V3H43ZM46 2H47V1L45 0L44 6H45ZM62 2H64V0H63ZM67 2H68V1H67ZM69 2H70V1H69ZM86 2H87V3H86ZM97 2H98V1H97ZM97 2H94V3H97ZM99 2H98V3H99ZM121 2H122V0H121ZM127 2L129 3V0H127ZM127 2L125 3L126 5H125V4H123V5L127 6V4H128ZM150 2H151V1H150ZM169 2H168V5H169V6L166 4L167 7H172V5L169 4ZM183 2H185V1H183ZM218 2H222V1H219V0H218ZM223 2L226 3L225 0H224ZM223 2H222L221 4H223ZM233 2H235V1H233ZM233 2H232V3H233ZM236 2H237V0H236ZM243 2L245 3L244 0H243ZM249 2H250V1H249ZM249 2H248V3H249ZM9 3H10V2H9ZM9 3H8V6L10 5ZM31 3H32V4H31ZM70 3H71V2H70ZM73 3H75V1H74ZM78 3H79V1H78ZM78 3L76 2V4H78ZM98 3H97V4H98ZM101 3H100V4H101ZM103 3H102V4H103ZM108 3H109V2H108ZM112 3H114V2L112 1ZM115 3L117 4V2H115ZM115 3H114V4H115ZM118 3H119V2H118ZM139 3H141V2L139 1ZM152 3H149V4L153 5ZM164 3H165V2H164ZM164 3H163V5H165ZM166 3H167V1H166ZM181 3H182V4H181ZM232 3H231V4H232ZM237 3H239V5H237L236 7L238 8V6H240V7L242 8V6H241L242 2H241V3H240V2H237ZM237 3H236V4H237ZM244 3H243V4H244ZM251 3H252V4L254 3L253 5L249 3V4L251 5V7H252V6L255 5L256 2H253V0H252ZM262 3H263V2H262ZM14 4H15V2H13V5H14ZM19 4H21V5H19ZM19 4H15V5L23 6L22 4H24V3H21V2H20ZM28 4H29V2H28L27 4H24V5H28ZM48 4H49V3H48ZM86 4H87V5H86ZM109 4H111V3H109ZM132 4H133V3H131L130 5H132ZM136 4H135V6H136ZM155 4H156V3H155ZM157 4H159V2H158ZM160 4H161V3H160ZM173 4H174V3H173ZM233 4H234V3H233ZM233 4H232V5H233ZM243 4H242V5H243ZM246 4H247V3H246ZM246 4H245V5H246ZM263 4H264V3H263ZM34 5L36 6V4H34ZM60 5H61V4H59V5H57V6H60ZM70 5H72V7L75 6V4H74V6H73V4H70ZM111 5H112V4H111ZM111 5H110V6H111ZM118 5H121V7H123L122 4H118ZM128 5H129V4H128ZM140 5H141V4H140ZM140 5H137V6H140ZM142 5H143V4H142ZM151 5H149V6L151 7ZM218 5H219V4H218ZM258 5H259V4H257V8L259 7ZM5 6H6V7H5ZM11 6H12V5H11ZM11 6H9V7L12 8L13 6H12V7H11ZM38 6H39V5H38ZM44 6H43V7H44ZM90 6H88V7H90ZM93 6H94V5H93ZM99 6H100V7H98V8L96 7V10H97V9L99 10V8L103 7L104 5H103V6L99 5ZM110 6H109V7H110ZM133 6H134V4H133ZM133 6H132V7H133ZM135 6H134V7H135ZM137 6H136V7H137ZM145 6H147V3L145 4ZM159 6H161V5H159ZM174 6H175V5H174ZM190 6H191V7H192V6L194 7V8H193L194 11H192L193 9H192ZM223 6H226V5L224 4ZM234 6H235V5H234ZM246 6H247V5H246ZM246 6L243 5V8H246ZM9 7H8V8H9ZM23 7H24V6H23ZM23 7H21V8H23ZM36 7H37V6H36ZM36 7H31V8H30L29 5H28V7H27V8H28V11H24V10H27V9H25V8H26V6H25V8H23V11H22V12H26V13H24V14H26V15H28V14L30 13L31 16H32V13H33L32 10H33L34 8H36ZM53 7H54V6H53ZM69 7H71V6H69ZM75 7H76V6H75ZM88 7H87V8H88ZM107 7H108V5H107V6L105 5L103 8H107ZM109 7L107 8V10L110 9ZM111 7H115V5H114V6H111ZM116 7H118V6H116ZM132 7H128L129 10L131 9V13H132V11H133ZM136 7L134 8V9H135V10H134L135 13L137 12V11H136ZM140 7H141V6H140ZM156 7H157V6L155 5L154 8H156ZM165 7H166V6H163V7H161V8L159 7V9L164 10ZM220 7H222V6L220 5ZM226 7H227V9H229V8L231 9V7H233V6H231V7L226 6ZM261 7H262V6H261ZM8 8H6V9H8ZM18 8H19V7H18ZM18 8H16V11H17ZM32 8H33V9H32ZM41 8H42V4H41ZM49 8H50V7H49ZM56 8H57V7H56ZM85 8H86V7H85ZM91 8H92V7H91ZM103 8H101V10H104ZM137 8H138V7H137ZM142 8H143V6H142ZM144 8L147 9L148 7H144ZM154 8H153V12L155 13L154 10H156V9H154ZM157 8H158V7H157ZM190 8H191V9H190ZM233 8H234V7H233ZM247 8H248V6H247ZM263 8H264V5H263ZM19 9H20V8H19ZM29 9H32L31 12H30ZM51 9L56 11L55 8H52V7H51L50 10H51ZM69 9H72V8H69ZM69 9L67 10L68 14H69L71 11H73V10L69 11ZM73 9H74V8H73ZM75 9H77V8H75ZM92 9H93V8H92ZM92 9H91V10H92ZM122 9H123V11H125V9H126V11H128V10H127V7H126V8L124 7V8H122ZM159 9H158V10H159ZM165 9H166V8H165ZM168 9L170 10V8H168ZM212 9H213V10H212ZM220 9H221V8H220ZM223 9H225V8H223ZM223 9H222V10H223ZM249 9H251V8H249ZM253 9L256 11L255 13H257V10H256L255 8H253ZM259 9H260V7H259ZM0 10H2V9H0ZM13 10H15V8H14ZM21 10H22V9H20V12H21ZM35 10L38 11V13H40V12H39L40 10L34 9V12H36ZM50 10L48 9L47 12L50 11ZM59 10H60V8H57V11H59ZM79 10L81 11V9H79ZM83 10H84V8L82 9V12H86V14H85V13H83V14L88 15V14H87V11H88L89 9H88V10L85 9V10H87V11H85V10L83 11ZM91 10H89V11H91ZM96 10H95V12H96ZM101 10H100V11H101ZM110 10H111V9H110ZM113 10H114V9H113ZM113 10H112V11H113ZM117 10L121 11L120 8H119V9L117 8L116 10H114L115 12L113 11L114 14L117 15L116 18H121V16L125 15V18H129V20H131V19H130L131 17H128V15H131V13H130L129 11H128V13H127V12H126V13H121V12H118ZM137 10H138V9H137ZM140 10H141V9L139 8V11H140ZM147 10H152V9H147ZM171 10H172V11H176V8H174V10H173V8H172ZM190 10H191V11H190ZM235 10H236V9H235ZM235 10H233V11H235ZM238 10H240V9L238 8ZM238 10H237L236 12H238ZM242 10L244 11V13H245V12H249V13H250V11H248V9H245V10H247V11H245L244 9H242ZM242 10H240V11H242ZM16 11H14V13H16ZM18 11H19V10H18ZM61 11H62V10H61ZM61 11H60V12H61ZM75 11H77V10H75ZM75 11H74V12H75ZM92 11H93V10H92ZM100 11H97V12H96L97 14L94 13V11L92 12V13H93L92 15L94 16V18H95V15H97V16L99 15L98 13H100ZM108 11H109V10H108ZM123 11H122V12H123ZM134 11H133V12H134ZM139 11H138V12H139ZM142 11L144 12L143 9H142ZM142 11H141V13L139 12L140 14L137 13L138 15H137V14H135V15L132 14V15L134 16L135 22H137V21H139V22L142 21V22H143V21H144L145 23L148 24V22H149L150 20H151L150 22L152 23V21H153L152 19H153L154 17H156V18H155L156 21L154 20L153 22H154V23H158V24H152V25H157L156 28H158V27H160V26H162V25H165V27H166L167 25H169V24H165L166 21L168 22V21L170 20V19H169V18H170L169 15L171 14V18H172L173 15H174L173 17H175V15H176V14H173V13L167 11V10H164L163 12L166 11L167 13H169V15L166 13L165 16L168 15L169 18H168V17H165V18H167L168 20H166V19L164 18V19L166 20V21L164 22V20H162L163 18L161 19L162 16H160V15H156V13H155L156 16L152 13V14L154 15V17H153V15H152L153 18L150 17V15H151V14H150L151 11H150L149 13L147 12V13H148V18L150 17V18H152V19H150L149 21L147 20V22H146L145 20L147 19V18H146V17H147V16H146L147 13H143ZM178 11H177V12H178ZM215 11H217V12H215ZM224 11H225V10H224ZM224 11H223V12H224ZM230 11H231V10H230ZM233 11H232V12H233ZM240 11H239L237 14H239V13L241 14L242 12H240ZM261 11H262V10H261ZM27 12H28V14H27ZM63 12H64V11H63ZM65 12H66V11H65ZM67 12H66V13H67ZM78 12H79V11H78ZM78 12H77V13H78ZM101 12H102L101 15H102L103 17H102L101 15H99V17L101 16L102 18H104V16H105V18L103 19V21L101 20L102 22H104V20H106V21L109 20V21H110V19L113 18V17L115 16V15H111V14H110L111 11L108 12L109 14L106 12V10L101 11ZM103 12H105V13H103ZM113 12H111V13H113ZM116 12L119 13V14L121 13L120 16H119ZM156 12H157V11H156ZM158 12L160 13L161 11H158ZM163 12H161V13H163ZM181 12H180V13H181ZM220 12H221V11H220ZM220 12H219V15L221 16L222 13H220ZM251 12H252V14H254L253 10H252ZM259 12H260V11L258 10L257 15L259 14V17H257V15H256V17H257L259 20H261V19H260V16H262V15H260L261 13H259ZM263 12H264V11H263ZM263 12H262V13H263ZM18 13H19V12H18ZM50 13L53 14L54 11H53V12L51 11ZM75 13H76V12H75ZM75 13H73V14L75 15ZM89 13H90V12H89ZM106 13H107V17H106ZM129 13H130V14H129ZM225 13H227V11H226ZM41 14H43V13L41 12L40 15H41ZM52 14L50 15L49 13H48V14L46 13L45 15H46L47 17H46L45 15H44V16H45L46 18H48V20H50L51 18L49 19L48 16H51V17H52ZM56 14L59 15L58 12H57V13L55 12V16H57ZM68 14H67V15H68ZM70 14H71V13H70ZM79 14H80V16L82 15L81 13H79ZM79 14H78V15H79ZM90 14H91V13H90ZM94 14H95V15H94ZM122 14H123V15H122ZM126 14H128V15H126ZM149 14H150V15H149ZM157 14H158V13H157ZM164 14H165V13H164ZM164 14H163V15H164ZM178 14H179V13H177V15H178ZM217 14H218V13H217ZM217 14H214V16L217 15ZM237 14L234 12V15H233L236 19H237V18L239 19V18L243 15V14H241V15L239 14L240 16L238 15L239 17H236L235 15H237ZM252 14H251V13H250V14H247V13H246L245 15H248L249 17L252 18V17L255 15V14H254V15H252ZM11 15H13V14H11ZM17 15L20 17L21 14L19 13V14H16V16H17ZM26 15H24V16L26 17ZM33 15H34L35 17H36V16H39V15L37 14V12H36V15H35V13H33ZM74 15H72V16H74ZM78 15H76V16L78 17ZM108 15H111V16H110L111 18H110ZM177 15H176V17H177ZM179 15H180V14H179ZM179 15H178V19H176V17H175L174 19H176V20H180L181 17H183V16H181L182 14H181L180 16H179ZM193 15H191V16H192V19H190V18L188 19L189 22H190V20H192V23H189V22H188V27H191V28L193 27V29H189L190 31H188V32L186 31L185 33H183V31H184V29H186V27H184V28H182V27H183V26H187V25H183V24H186V23H183V24L181 23V24H182V27H181V25L178 26V27H181V30H178V27L176 26V23H175L174 19H173L172 21L175 23V24H174V23H173V24H174L177 28L173 25V29H172V28H171V27H172L171 24H170L171 27L169 26V28H171L170 30H171V31L173 30V32L176 31L175 29H177V32H179V34H177L176 32H175V34H176V35H179V37H182V39H184V37L187 36L186 38H187L188 40L185 38V39L187 40V43H188L189 40H191V41H189V42H190V46H189L190 48L187 47V44H185L181 38H179V37L176 38L175 35H174L175 38L178 39L177 41L182 40L181 42L184 43V45H185L187 48H186V47L183 48L184 45H183V47H180V46H182V45H180V46H179L180 48L177 49V48H178L177 46H178L181 42H180V43L178 42L179 44L176 42L178 45H177V46H174V48H173V45H172V44L176 45V43H172V42L175 40V39L172 40V39H173L172 37H171V39H170V42L167 43V41H169V40H167V39L170 38V36H172V35L170 34V30H168V29H169L168 26H167L168 29H166V30L168 31V34H167V31L165 30V31H166L165 34H164V31H161L160 34H159V36L157 35L158 33L156 34L157 36L154 34V36L156 37L155 39H154L153 37H152L153 39H152V38H151V39L148 38L149 36H150V37L153 36V35H149V34H150V30H149L150 28H149V27H150V25H151V24H150V25H148L149 27L146 25V27L149 28V29H148L149 34H148L147 30H146L147 33H145V35H144V36H146V34H148V36H146V37H147L148 39H150L149 41H153V42H154V43L151 42L152 44H154V45H152V46H151L150 42H148V43L150 44V46H151L150 48H146V49H145L146 46H145L144 48H143V47H142V48L139 47V44H141V43H138L137 39H140V42H141L142 37H141V36L139 37V34H138L137 31H133L134 33L137 32V34H138V35L136 34L137 39H136V37H135L136 42H137V44H138V46L136 45L137 47H136V46L131 47L132 45H135V43H136V42L134 43L133 38H132L133 44L130 43V45H131L130 47H131V48H129V46H128V47L124 46V47H125V48H124L123 45H124V44L126 45L127 43H129V41H131V38L128 40V39H126V38L123 37L124 40H127L128 42H127V41H126V43H121V42H120V44H122V45H121L122 48H121L120 46L117 47L116 44H115V45H114L115 48H114V47L112 48L113 50L111 49L112 46H110L111 44H110V42H109L110 45H108V47H110V51H111V52H107V53H105V51L109 49V48L106 49L107 44H108V41L110 40L111 43H112V42H113V43H117V42L119 41V40H118V41L114 42V41H115L114 38H113V39L110 38V39L108 40V38L110 37V36H108L109 33H110V35H111V33L114 34V31H115L116 35L114 34V37L116 36L117 39H118V37H119V36H118V35H119V33H118L119 31L122 32L121 34H123V33L125 32L124 34H127V36H128V34L130 35V33H132V31H128V30H127L128 28L126 29L125 27H123L125 24H124L122 27H123L124 29H126L128 32L125 31V30H124V32L121 31V30H123V28H122L121 26H120L121 28L118 27V28L121 29V30H119L118 28H115V27H117V24L120 25V23H121V24L123 23L122 20H123L124 18H123L122 20H121V19H118V20H117V19L115 18V20L117 21V24L115 23L116 26H114V27H113V25L110 24L111 27L114 28V29H113L114 31H112V30L110 29L111 27L109 28L110 25H107L108 28H109L111 31L109 30V31L107 32V35L105 34L106 32L103 33V34H105L104 36H102L103 34L101 35V34L98 33V31H97V29H96V25H97V24H96V25L94 24V22H95V23H96V22L99 23V22H98V18H99V17H96V18H97V21H96V19H95V21H94L93 23L91 22V24H94V25H95V26H94V27H95L94 30H96V31H91V29H89L90 27H89V28L86 27V26H91V25H89L90 23H86L87 21L84 22V21H85L84 19H86V18H84L83 20L80 19V18H82V16H81V17L79 16L78 18L80 19V22H81V20H82V21H83L82 23H86V24H88V25L85 26L86 28H85L84 26H81V25H83V24H81L80 26L83 27L85 31H86V29L91 31V32L88 31V33H89L88 35L83 34L84 37L87 36V38H92V35H90L92 32L94 33L93 35H96V38L99 37V36H97V34H95V33H98V34L101 36V38H104V37L106 38V37L108 36V37L106 38V41L103 39V41L107 42V43H105V45H103L104 42L101 41L102 39L100 40L101 43L103 42L101 47L106 46V47H103V48L105 49V51L103 50L104 52H103L102 54H105V55H106V54H109V55H107V57H105V58H106V61L108 60V61H107L108 63H109V62H110V63H111V62H114V63L119 62V63H120V66H123V65H124V67H125V69H126V65H129V64H132V63H138V64H139V62H141V61H143V59H145L144 62H148V61H150V64H151V63H155V64H157V65H159V66L164 65V66L168 67L169 70H170V69H173V70H172L173 72L176 70V71H177V75H178V74H180V73H178V70H179V72H180V70H182V72H183L184 70H186V69L183 70L182 68L180 69V67H181L182 64L184 63V61L181 60L182 58L184 59L183 56L188 57L187 55H189V56L192 55L193 57L197 58V60L194 58V62L196 61L195 65L198 64L197 62H199V64H201V63L204 62V61H201V63H200V60H199V59H201V60H202V59H205V60H206L205 62H206L207 65H206V64H205V65L202 64L203 66H207V67H205V68H208V67L210 66V64H209V60L212 61V58H213V57H212V53L214 52V51H213V48H212V47H202V46H204V45H208V44H211V43H212V42L208 41V39H206V38L209 37V36L205 37V34H207V33H206V32L203 33V34H204V37H205V40H206V41H205L204 39H202L201 36H203V35L200 33L201 30L204 29V28H205V31L207 30V32H209L208 30H209V28H211L210 25L212 26V23H213V22H211V21L209 20V22H210L211 24H209L208 29H207V25L203 28V27H202L203 25L201 26V25L198 23V24L200 25V28H202V29L198 28V29H200V31H199V33L201 34V36H200V35H198V31H195V30H197V29H194V28L196 27L194 24H195V21H197V20H195V18L193 17ZM245 15H243V17H244ZM250 15H252V16H250ZM13 16H14V15H13ZM16 16H14V18H15ZM18 16L16 17V18H17L16 21H18V19H20V18H21V19H20L21 21H22V18H23V20H24V17H20V18H19ZM21 16H22V15H21ZM41 16H43V15H41ZM44 16H43V17H44ZM55 16H54V17H55ZM68 16H69V15H68ZM72 16H71V17L69 16V17H70V18H69L70 21H71V19H72ZM76 16H75V18L78 19ZM83 16H84V15H83ZM89 16H91V15H89ZM89 16H84V17H89ZM118 16H119V17H118ZM126 16H127V17H126ZM209 16H208V17H209ZM214 16H213V17H214ZM217 16H218V15H217ZM225 16H226V14H225ZM225 16H224V14H223V17H225ZM248 16H247L248 21H243V22H245V23H243V24H241V25H244V24H246V22L248 23V22L250 21L249 19H251V18H249ZM263 16H264V13H263ZM43 17H41V19L39 18L40 22H42V23L39 22V24L42 26V28H40V27H41V26H40L38 30H40V29L45 30V28H43V24H45V23H44V20H42ZM54 17H53L52 19H54ZM91 17H92V16H91ZM91 17H89V18H91ZM108 17H109V19H106V18H108ZM215 17H216V16H215ZM223 17H222V18H223ZM256 17H255V18H256ZM9 18H10L11 20H10ZM9 18H7V19H9V22H10V21H11V22H14V20L12 21V17H9ZM27 18H28V16H27ZM27 18H25V19L28 21V23H30V22H31V21H30L31 19L28 18V19H29V20H28ZM32 18H33V17H32ZM37 18H38V17H37ZM46 18H45V19H46ZM55 18H56V17H55ZM75 18L73 17L74 20H75ZM92 18H93V17H92ZM102 18H101V19H102ZM193 18H194V19H193ZM209 18H210V17H209ZM216 18H217V20H219V22L221 21V22H220L219 24H217V25H219V26H223V27H224V25H225L226 22L224 23V25H222L221 23H222V21H223V22L225 21V20H223V19H225L226 17L222 19L221 17L218 16V17H216ZM245 18H246V17H245ZM247 18H246V19H247ZM255 18H253V19L255 20ZM263 18H264V17H263ZM263 18H262V19H263ZM7 19H6V20H7ZM52 19H51V20H52ZM79 19H78V20H79ZM132 19H133V18H132ZM143 19H144V20H143ZM182 19H181V20H182ZM201 19H202V18H201ZM214 19H215V18H214ZM236 19H235V21H238V20H236ZM242 19H243V18H241V20H240V19H239V20L242 21ZM253 19H251V20H253ZM258 19L255 20L256 23H258V22H257ZM6 20H4V21L7 22L8 20H7V21H6ZM33 20H38V19H35V18H34ZM39 20H38V21H39ZM41 20H42V21H41ZM46 20H47V19H46ZM115 20H114V18H113V21H112V22L110 21V23L115 22ZM119 20H121V22L118 23ZM127 20H128V19H126V22H127ZM129 20H128V22H127L128 25H130V24H129ZM183 20H182L181 22H184ZM193 20H194V21H193ZM259 20H258V21H259ZM21 21L16 22V23H18L17 25H19V23H21ZM27 21H26V23H27ZM55 21H57V18H56V20L54 19V21H52V22H54L55 24L52 23V22H50V23L53 24V25H55L56 28H57V25H56L57 22H55ZM63 21H65V20H63ZM63 21H61V22H62L61 25H64V24H63ZM68 21H69V20H68ZM70 21H69V22H70ZM99 21H100V19H99ZM101 21H100V22H101ZM106 21H105V22H106ZM109 21H108V22H109ZM207 21H208V20H207ZM207 21H206V22H207ZM262 21H264V20H262ZM2 22H3V20H2ZM5 22H4V23H5ZM11 22H10V23H11ZM72 22H73V21H72ZM72 22H70V23H72ZM75 22H77V21H75ZM78 22H79V21H78ZM78 22L76 23V25H77V24H80V22H79V23H78ZM102 22L99 23V24H102ZM108 22H106V23H108ZM124 22H125V21H124ZM135 22H134V20H133L134 25H135ZM144 22H143V23H144ZM160 22H164V24L161 23L162 25H159ZM169 22H170V21H169ZM169 22H168V23H169ZM209 22H207V24H208ZM214 22H216V21H214ZM250 22H252V21H250ZM250 22H249L248 24H250ZM259 22H260V21H259ZM10 23H9V24H10ZM16 23L14 24V26L16 25ZM34 23H36V22H34ZM34 23H33V28L36 26V30H37L38 26H37L36 24H35V26H34ZM48 23H49V21H48ZM50 23H49V25H50ZM66 23H67V22H66ZM73 23H74V22H73ZM130 23H131V22H130ZM145 23H144V24H145ZM170 23H171V22H170ZM177 23H178V21H177ZM179 23H180V22H179ZM193 23H194V24H193ZM196 23H197V22H196ZM216 23H218V21H217ZM237 23L239 24V22H237ZM237 23H236V22H233V24H235V25H236ZM240 23H242V22H240ZM261 23H262V22H261ZM263 23H264V22H263ZM7 24H8V23H7ZM9 24H8V25H9ZM12 24H13V23H12ZM31 24H32V22L30 23V25H31ZM39 24H38V25H39ZM104 24H105V23H104ZM113 24H114V23H113ZM140 24H141V23H140ZM220 24H221V25H220ZM226 24H227V23H226ZM230 24H231V23H230ZM233 24H231V25H233ZM248 24L245 25V26H249V27H250L251 24H250V25H248ZM22 25H25V26H22ZM22 25H20V26H18V27H21V26H22V27L24 28V27H26L28 24H23V22H22ZM69 25H70V24H69ZM71 25H73V24H71ZM76 25L74 24V26H76ZM105 25H106V24H105ZM128 25H127V26H128ZM138 25H139V24H138ZM204 25H205V23H204ZM228 25H229V24L225 25L226 28L224 27L225 29H227V31H229V30H228L229 28H227ZM241 25H240V27H241ZM252 25L254 26V24H252ZM258 25H259V23H258ZM261 25H262V24H261ZM263 25H264V24H263ZM263 25H262V26H259V28H260V27H261V28H264ZM10 26H12V25H10ZM44 26H45V25H44ZM58 26H59V25H58ZM66 26H67V25H66ZM80 26H79V27H80ZM97 26H100V25H97ZM101 26H102V25H101ZM131 26H132V24H131ZM140 26H141V25H140ZM140 26H139V27H140ZM194 26H195V27H194ZM213 26H215V23H214ZM237 26H238V25H237ZM255 26H256V24H255ZM47 27H51V25H50V26H46V28H47ZM59 27H60V26H59ZM62 27H63V26H62ZM62 27H61V29H62ZM67 27H68V26H67ZM67 27H65V28H67ZM72 27H73V26H72ZM72 27L69 26V29L71 28V30H68L69 32L72 31ZM79 27H78V28H79ZM105 27H106V26H105ZM128 27H130V26H128ZM141 27H142V26H141ZM144 27H145V26H144ZM153 27H154V26H153ZM163 27H164V26H162V30H164ZM198 27H199V26H198ZM233 27H235V26H232V28H231V27H230V28L233 29ZM242 27H244V26H242ZM15 28H17V27H15ZM27 28H28V31H29V29H31V27L29 28V26H28ZM27 28H26V29H27ZM33 28H32V29H33ZM51 28H52V27H51ZM53 28H55V27L53 26ZM56 28H55V29H56ZM91 28H92V26H91ZM97 28H98V27H97ZM100 28H101V27H100ZM108 28H107V29H108ZM151 28H152V26H151ZM156 28H152V29H156ZM160 28H161V27H160ZM160 28H159V30H160ZM196 28H197V27H196ZM212 28H213L212 32H214L215 30L218 32V30H219L220 27L217 28V27L215 26V28H217L218 30H217V29H214V27H212ZM224 28L221 27L220 30H223V31L226 32V30H224ZM238 28H239V26H238ZM255 28H256V27H255ZM257 28H258V26H257ZM32 29H31V30H32ZM61 29H60V30H61ZM63 29H64V28H63ZM63 29H62V30H63ZM73 29L75 30L76 28H73ZM115 29H117L118 32H117V30H115ZM182 29H183V31H182ZM231 29H230V30H231ZM242 29H243V28H242ZM33 30H34V29H33ZM36 30L34 31V33H37ZM46 30H47V29H46ZM52 30H53V29H52ZM74 30H73V31H74ZM78 30H79V29H76L77 32H78ZM92 30H93V29H92ZM98 30H100V29H98ZM103 30H104V27H103ZM103 30H102V31H103ZM159 30L157 29V31H159ZM186 30H188V28H187ZM192 30L195 31V32H197V33H196V34H195V32L191 33ZM210 30H211V29H210ZM236 30H238V29H235V31H236ZM40 31H41V33H42V32H45V31H42V30H40ZM63 31H64V30H63ZM76 31H75V33H76ZM81 31H83V30H81ZM104 31H106V30H104ZM152 31H154V30H151V32H152ZM157 31H154V33L157 32ZM180 31H181L182 33H180ZM203 31H204V30H203ZM203 31H202V32H203ZM223 31H220V32H222V33L226 36L228 32H226V34H225V32H223ZM233 31H234V29L232 30V33H230L231 31H229L230 37H231V34H233ZM263 31H264V30H263ZM53 32H54V30H53ZM55 32H57V31L55 30ZM55 32H54V34H55ZM58 32H59V28H58ZM58 32H57V33H58ZM99 32H101V30H100ZM126 32H127V33H126ZM129 32H130V33H129ZM212 32H210V33H212ZM237 32H238V31H237ZM240 32H241V31H240ZM242 32H245V31L243 30ZM45 33H46V32H45ZM82 33H86V32L83 31V32H81V34H82ZM171 33H172V32H171ZM214 33H216V32H214ZM218 33H219V32H218ZM222 33H221V34H222ZM39 34H40V33H37L36 36H40V37H41V34H40V35H39ZM54 34H53V35H54ZM65 34H67V31L65 32ZM69 34H71V33H69ZM69 34H67L68 36L65 35V38H66V37H67V39L70 38ZM76 34H77V33H76ZM79 34H80V33H79ZM121 34H120V35H121ZM124 34H123V35H124ZM140 34H141V33H140ZM143 34H144V33H143ZM152 34H153V32H152ZM173 34H174V33H173ZM216 34H217V33H216ZM216 34H215V35H216ZM223 34H222V35H223ZM243 34H244V33H243ZM243 34H242V35H243ZM72 35H73V34H72ZM89 35H90V36H89ZM131 35H132V34H131ZM131 35H130V36H131ZM141 35H142V34H141ZM211 35L214 36V34H211ZM218 35H219V37H218ZM218 35H216L217 37H216V36H214V37H216V39L219 38V39H218V42H223V41L225 40L224 37L222 36V37H223V39H222L221 36H220V33H219ZM244 35H245V34H244ZM56 36H57V35H56ZM79 36H80V35H79ZM88 36H89V37H88ZM117 36H118V37H117ZM134 36H135V35H134ZM134 36H133V37H134ZM142 36H143V35H142ZM174 36H173V37H174ZM189 36H190L191 38L193 37V39H189ZM238 36H239V34H238ZM42 37H43V35H42ZM52 37H53V36H52ZM76 37H77V36H75V40L77 39ZM81 37H82V36H81ZM93 37H95V36H93ZM111 37H112V36H111ZM120 37H121V36H120ZM227 37H228L227 39H228V42H229V39H230V38H229L228 35H227ZM241 37L243 38V36H241ZM61 38H62V37H61ZM79 38H80V37H78V39H79ZM96 38H95V39L92 38V39H93L92 43H95L94 40H97V39H98V38H97V39H96ZM123 38H121V39H123ZM127 38H129V37H127ZM41 39H42V38H41ZM41 39H40V40H41ZM63 39H64V36H63ZM70 39H71V38H70ZM70 39H69V40H70ZM72 39H73V41H74V38H72ZM78 39H77V40H78ZM111 39H112L113 41H112ZM119 39H120V38H119ZM135 39H134V40H135ZM145 39H146V38L143 37V43H147L148 40L146 39V40H147V41H146ZM185 39H184V41L186 42ZM216 39H215V42H217ZM220 39H222L223 41H222V40L219 41ZM0 40H1V39H0ZM69 40H68V41H69ZM144 40H145V42H144ZM166 40H167V41H166ZM237 40H240V39L238 38ZM242 40L246 41V39H242ZM63 41L65 42L66 39L63 40ZM68 41H67V42H68ZM73 41H71V43H72ZM80 41H82V40H79V44H80ZM100 41H99V39H98L97 42H100ZM132 41H131V42H132ZM175 41H176V40H175ZM207 41H208V42H207ZM240 41H241V40H240ZM244 41H243V42H244ZM69 42H70V41H69ZM69 42H68V43H69ZM83 42H84V41H83ZM97 42H96V43H97ZM224 42H225V41H224ZM224 42H223V43H224ZM228 42L226 41V44H228ZM233 42H235V41H233ZM238 42H239V41H238ZM241 42H242V41H241ZM248 42H250V41H248ZM71 43H69V44L71 45ZM74 43H76V42H74ZM81 43H82V42H81ZM87 43H88V42H87ZM101 43H100V44L97 43V44L99 45V47H100ZM118 43H119V42H118ZM148 43H147V47H148ZM169 43H170V44H169ZM213 43H214V42H213ZM230 43H231V45H232V41L229 42V44H230ZM236 43H237V42H236ZM65 44H66V47H67V43H66V42H65ZM69 44H68V47H69ZM89 44L91 45L90 41H89V43H88V46H89ZM168 44H169V45H168ZM247 44H248V43H247ZM250 44H251V43H250ZM95 45H96V44H95ZM95 45H93V46H95ZM112 45H113V44H112ZM117 45H118V44H117ZM127 45H128V44H127ZM143 45H144V44H143ZM145 45H146V44H145ZM167 45H168V46L171 45V46H170L171 48H170V47H169V48H168V47H166V48L164 47V46H167ZM238 45H239V43H238ZM238 45L235 44V45H233V47L236 46L235 48L237 49ZM243 45H244V43H243ZM72 46H74V45H72ZM72 46H70V48H71ZM77 46H78V48H79V45L76 43V46H75V47H77ZM80 46H81V45H80ZM82 46H83V45H82ZM82 46H81V47H82ZM93 46H92V49H93ZM96 46H97V45H96ZM96 46H95V47H96ZM153 46H154V47H153ZM248 46H251V45H248ZM75 47H74V48H75ZM99 47H98V48H99ZM116 47H117V48H116ZM119 47H120V48H119ZM176 47H177V48H176ZM233 47H231V48H225V51H223L224 49H222V48H221V50H218L219 48L216 49V50L219 51V52H217V53H216V51H215V54L218 55V59H219V58L221 59L223 56H224V57L226 56V58H225L226 62L221 63L222 61H225V60H224V57H223L222 60H219L221 64H219V61L217 60L218 63H215V62L213 63V62H212L215 66H213V64L211 63V64H212V67H217L216 64H217V65H220V67H221V66L225 63V66H226V69H227V70H230V67H231V71H235V70H232L233 67L235 68V65H236V59H235V57H241V56H243V54L237 52L236 49L233 48ZM241 47H242V44L239 46V49H240V50H238V51L242 52L243 50H246V49L244 48V46H243L244 49H242V51H241ZM70 48H69V49H70ZM246 48H247V47H246ZM259 48H260V47H259ZM259 48H258V49H259ZM82 49H85V46H84ZM101 49H102V48H101ZM214 49H215V47H214ZM247 49H248V48H247ZM249 49H250V48H249ZM255 49H257V48L255 47ZM73 50H74V49H73ZM76 50H77V48H76ZM80 50H81V49H80ZM86 50H87V49H86ZM89 50H91V49H89ZM98 50H99V49H98ZM123 50H124V51H123ZM260 50L262 51V55H263V54H264V53H263L264 48H263V50H262V47H261ZM83 51H84V50H83ZM91 51H92V50H91ZM91 51H89V53H92V56H87V55H88V52H87L86 55H85V56H87L90 60H91L92 58L94 59V57H93L94 49H93L92 52H91ZM95 51L97 52V47H96ZM99 51H101V50H99ZM108 51H109V50H108ZM122 51H123V52H122ZM212 51H213V52H212ZM222 51H223V52H222ZM235 51H236V52H235ZM246 51H247V53H248L249 50H246ZM251 51L254 52L253 48H251ZM255 51L258 52V50H255ZM55 52H56V51H55ZM74 52H76V51H74ZM78 52H79V51H77V53H78ZM101 52H102V51H101ZM173 52H176V53H174V57L172 56V55H173ZM225 52H226V53H225ZM259 52H260V51H259ZM84 53H85V52H83V55H84ZM94 53H95V52H94ZM97 53H98V52H97ZM224 53H225V54H224ZM238 53H239V54H238ZM247 53L245 54V51H244V54H245V55H247ZM249 53H250V51H249ZM75 54H76V53H75ZM95 54H96V53H95ZM98 54H99V53H98ZM168 54L170 55V57L168 56ZM176 54H177V56H175ZM215 54H213V55H214V58H213V59H217V58H215V56H216ZM223 54H224V55H223ZM251 54H252V53H250L249 55H251ZM256 54H257V57H256V55H255L256 58L253 56L254 59H257V58L259 57V56H258L259 53H256ZM76 55H78V54H76ZM79 55L83 56L82 53H79ZM89 55H91V54H89ZM105 55H104V56H105ZM165 55H167L168 58H167V56H165ZM181 55H182V57H180ZM238 55H239V56H238ZM240 55H241V56H240ZM245 55H244V56H245ZM249 55H248V57H250ZM252 55H253V54H252ZM252 55H251V56H252ZM259 55H261V53H260ZM262 55H261V57L263 58ZM94 56H95V55H94ZM99 56H100V57H99ZM104 56H103V58H102V55H101V54H99L98 56H97V54H96V57H95V58L98 57V58H101V60H102V59H104ZM244 56H243V58H244ZM87 57H84V58L86 59ZM90 57H92V58H90ZM176 57H178V59H179V57H180V60H181L183 63H182V62H181L182 64H181V63H177V58H176ZM186 57H185V58H186ZM76 58H77V56H76ZM80 58H81V57H80ZM80 58H77V59H80ZM98 58H97V60H98ZM191 58H192V57H191ZM250 58H252V57H250ZM82 59H83V58H82ZM85 59H83V61H84ZM89 59H88V60H89ZM93 59H92V60H93ZM186 59L188 60L189 58H186ZM245 59H246V58H245ZM247 59H248V58H247ZM254 59H253V60H254ZM259 59H260V58H258V60H259ZM263 59H264V58H263ZM58 60H59V59H58ZM88 60L86 59V62H87ZM90 60H89V61H90ZM99 60H100V59H99ZM146 60H147V61H146ZM192 60H193V58H192ZM192 60L190 59V61H192ZM261 60H262V59H261ZM261 60H260V62H261ZM94 61H96V59L93 60V62H94ZM104 61H105V59H104ZM104 61H103V62L100 61V62H98V63H99V64H100V63H105ZM239 61H240V60H237V62H238L237 66L240 65V67L238 66V69H237V70H238V73H240L239 70L241 71V70L244 69V68L241 66L242 63L244 62V63H243V65H244V64H246V63L248 62V61L246 62V61H243V60L240 61V62H239ZM263 61H264V60H262V62H263ZM107 62H106V63H107ZM121 62H124V64L121 63ZM129 62H131V63H129ZM178 62H179V60H178ZM186 62H187V61H186ZM186 62H185L186 65H187L188 63H190L189 61H188V63H186ZM192 62H193V61H192ZM207 62H208V63H207ZM245 62H246V63H245ZM250 62L253 63V62H252V59L250 60ZM260 62H259V65L261 64ZM84 63H85V61H84ZM90 63H92V62H90ZM90 63H89V66H90V68H91V65H92V64H90ZM94 63H96V62H94ZM98 63H96V64H98ZM106 63H105V64H106ZM110 63H109V66H113V65H114V63L110 65ZM126 63H127V64H126ZM128 63H129V64H128ZM239 63H241V64H239ZM254 63H255V64L257 63V65H258V62H254ZM254 63H253V64H254ZM86 64L88 65V62H87ZM96 64L92 65V66H94V67H92V68L95 69V65H96ZM105 64H104V67H105ZM117 64H118V63H117ZM121 64H123V65H121ZM140 64H141V63H140ZM193 64H194V63H193ZM193 64L191 63V64H188V65L190 66V65H193ZM199 64L197 65L198 67H200V69L198 70V73H195V72H196V69H198V68L196 67V69H194L193 67H195V65L192 67V68H193L192 70H193L194 73L197 74V75L200 74L199 71L201 72V68H203V67H201L202 65L199 66ZM249 64H250V63H249ZM253 64H251L249 68H247L249 65L246 64L247 67H246V66H244V67H246L247 69H244V70H246L244 73L247 74V71H249V73L251 72L252 76L254 75V76L256 77V78L254 77V80H255V79L257 80V81H254L255 83H254L253 81H251V82H253V83L251 84V82H250V83L248 84V86H246L247 84H246V85H244V84H243V85H239V86H241V87H243V88H238V89L234 87V86H236V85L231 84L232 86H231V87L229 86V88L227 87V89L229 90L230 88L234 87V91H232L233 89H230V90H229V92H230V91H231V92H234V93H231V96H230V97H231V100H230V102H231L232 99H233L232 96H234V97H239V96H241V94H242L241 92L244 93L243 95H245V92H246V95H245L244 97H243V95L241 96V98L243 97V99H244V100H242V101H243V105L241 104V99H240V100L238 99V100L240 101V103H239L237 106L240 107V108L242 107V108H246V109H248V113H250L251 110H252V112H254V115H256V114H255V113H256V111H255L256 109H257V112L263 111L262 107H263L264 101H263V103H262V100H261V99L264 98V73L262 74L259 70H261L262 68L264 69V67H263V64H264V63H262V66L259 67V68H258L257 65H256L257 68L252 67V66L255 65V64H254V65H253ZM84 65H85V64H84ZM87 65H86V68H87ZM100 65H101V64H100ZM100 65H99V66H100ZM102 65H103V64H102ZM102 65H101V67H102ZM107 65H108V64H107ZM107 65H106V66H107ZM115 65H116V64H115ZM115 65H114V66H115ZM132 65H134V64H132ZM208 65H209V66H208ZM109 66H107V67H109ZM118 66H119V64H118ZM136 66H137V65H136ZM138 66H139V65H138ZM140 66H141V65H140ZM142 66H143V65H142ZM147 66H148V65H147ZM147 66H146V67H147ZM150 66H151V65H150ZM150 66H149V67H150ZM153 66H154V64H153ZM223 66H224V65H223ZM223 66H222V67H223ZM256 66H255V67H256ZM96 67H98V66L96 65ZM107 67L104 68L103 73H105V69H106ZM124 67H121V68L123 69ZM128 67H130V66H127V68H128ZM155 67H157V66H155ZM155 67H154V68H155ZM218 67H219V66H218ZM220 67H219V69L222 70L223 68H222V67L220 68ZM251 67L254 68V69H253V70L250 69ZM92 68H91V69H92ZM98 68H99V67H98ZM98 68H97V69H98ZM102 68H103V67H102ZM102 68H100L99 70L101 71ZM111 68H112V67H110L109 69L111 70ZM114 68H115V67H114ZM117 68H120V67H117ZM117 68H115V69L117 70ZM121 68H120V69H121ZM140 68H141V70H142V67H139L138 69H140ZM144 68H145V67H144ZM152 68H153V67H152ZM154 68H153V69H154ZM163 68H164V67H163ZM183 68H186V66L183 67ZM189 68L191 69V66H190ZM228 68H229V69H228ZM236 68H237V67H236ZM236 68H235V69H236ZM239 68H241V69H239ZM82 69L84 70V66L82 67ZM82 69H81V70H82ZM112 69H113V68H112ZM122 69H121V70H122ZM130 69H131V68H130ZM130 69H128V70H130ZM145 69H146V68H145ZM153 69H152V71H153ZM160 69H162V68H160ZM160 69H159V70H160ZM214 69L216 70V72H219V69H216V68H214ZM214 69L211 70V68L209 67V69H207V70L209 71V73H210V70H211V74L213 75V71H215ZM249 69H250V70H249ZM255 69H256V70H255ZM257 69H258V70H257ZM263 69H262V70H263ZM79 70H80V69H79ZM89 70H90V69H89ZM92 70H93V69H92ZM95 70H96V69H95ZM95 70H94V71H95ZM126 70H127V69H126ZM128 70H127V72H130V71H128ZM146 70H147V73H145L146 71H145L144 73H145V74H148V72H149L148 70H150V69L148 68V69H146ZM159 70H158V71H159ZM162 70H163V69H162ZM162 70H160V71H162ZM164 70H165V68H164ZM221 70H220V71H221ZM237 70H236V71H237ZM251 70H252V71H251ZM254 70H255V71H254ZM262 70H261V71H262ZM77 71H78V70H77ZM77 71H76V72H77ZM84 71H85V70H84ZM100 71H96V72H97V73H100ZM106 71L108 72V70H106ZM113 71H115V70L113 69ZM132 71H133V70H132ZM136 71H137V70H136ZM139 71H140V70H138L137 72H139ZM150 71H151V70H150ZM152 71H151V72H152ZM154 71H155V70H154ZM165 71H166V70H165ZM167 71H168V70H167ZM176 71H175V72H176ZM186 71H187V70H186ZM208 71H207V75H208ZM236 71H235V72H236ZM78 72H79V71H78ZM81 72H82V71H81ZM85 72H88V71L86 70ZM101 72H102V71H101ZM115 72H116V71H115ZM115 72H113V74H114ZM122 72H123V70H122ZM125 72H126V71H125ZM125 72H124V73H125ZM156 72H157V71H156ZM162 72H163V71H162ZM168 72H169V71H168ZM168 72H167V73H168ZM175 72H174V74H175ZM184 72H185V71H184ZM203 72H206L205 69L203 70ZM203 72H201V73H203ZM216 72H214V74H216ZM235 72H234V73H235ZM262 72H263V71H262ZM82 73H83V72H82ZM88 73H89V72H88ZM90 73L92 74V72H90ZM90 73H89V75H90ZM93 73H94V72H93ZM110 73L112 74V71H111ZM110 73L108 72V78H106V79H108V81L110 80L109 77H111V76H109ZM116 73H118L117 76H119V72H116ZM130 73H131V72H130ZM141 73H143V70H142ZM159 73H160V72H159ZM171 73H172V72H171ZM234 73H233V75L237 76V75H236L237 72H236L235 74H234ZM249 73H248V74H249ZM253 73H254V74H253ZM66 74L68 75L67 72H66ZM74 74H75V76H77V75H76L77 73H74ZM84 74H85V73H83V76H82V77H85ZM100 74H102V73H100ZM113 74H112V76H113ZM126 74H127V73H125V75H126ZM132 74H133V73H132ZM139 74H140V73H139ZM149 74H152V75L154 76V72H153V73H150V72H149ZM157 74H158V72H157ZM162 74H163V73H161V74H159V75H162ZM169 74H170V73H169ZM172 74H173V73H172ZM181 74H184V73H181ZM205 74H206V73H205ZM211 74H210L209 76H211ZM230 74H231V76H233L232 73H230ZM240 74H241V73H240ZM251 74H249V75H251ZM69 75H70V73H69ZM85 75H86V74H85ZM104 75H105V74H103V76H104ZM115 75H116V74H114L113 79H111V80L114 81L115 77L118 78V77L115 76ZM125 75H123V76H125ZM130 75H131V74H130ZM141 75H143V74H140V76H141ZM152 75H149V76H152ZM184 75L186 76V72H185ZM241 75H244V74H241ZM241 75H240V76H241ZM249 75H248V76H249ZM65 76H66V75H65ZM123 76H121L120 78H118L117 81H118V80H121V81L124 83V82H125L124 79H121ZM131 76H132V75H131ZM133 76H136V78H137V74H136V75H133ZM145 76H146V75H145ZM149 76H147L148 78H146V77H143V78L146 79V80L149 79L150 82H152ZM156 76L158 77V78L156 77L158 80L162 81V80H161V79H162L161 77H160L161 79H159V76H158V75H156ZM199 76H203V74H202V75H199ZM204 76H205V75H204ZM209 76H207V78H209ZM252 76H251V77H252ZM86 77H87V76H86ZM86 77H85V79H86ZM100 77H102V76L100 75ZM125 77H126V76H125ZM127 77L129 78V74H128ZM127 77H126V78H127ZM211 77H212V76H211ZM241 77H242V76H241ZM241 77H239V78L241 79ZM243 77H244V76H243ZM243 77H242V78H243ZM246 77H247V76H246ZM246 77H244V79H246ZM103 78H104V77H103ZM130 78H132V77H130ZM136 78H134V79H136ZM143 78H141V79H143ZM151 78H152V77H151ZM156 78L154 77V80H155ZM236 78L238 79V76H237ZM77 79H80V81H81L83 78L78 77ZM87 79H88V78H87ZM90 79H91V78H90ZM90 79H88V80L90 81ZM104 79H105V78H104ZM138 79H139V77H138ZM244 79H243V80H244ZM247 79H248V77H247ZM249 79H250V78H249ZM249 79L247 80V82L250 81ZM251 79H253V77H252ZM94 80H95V79H93V80H91V81L94 82ZM111 80H110V81H111ZM131 80H132V79H130V80H128V81H131ZM149 80H147V81H149ZM176 80H177V79H176ZM176 80H175V81H176ZM243 80H241V81H243ZM83 81H84V79L82 80V82H83ZM96 81L99 82V80H97V79L95 80V82H96ZM102 81H103V80H102ZM113 81H111V82L113 83ZM115 81H116V79H115ZM156 81H157V80H156ZM160 81H159V83H157L158 81H157L156 83L159 85V84H160ZM163 81H164V80H163ZM170 81H171V80H170ZM178 81H179V80H178ZM212 81H213L212 79H207L206 81H205V80L203 81V82L206 83V84H205L206 86L209 85V86H208V87H209L208 90L211 88L212 85H215V82H216V81H215V82L213 81L214 84L212 83ZM104 82H105V81H104ZM118 82H119V81H118ZM118 82H117L116 85H118V84L120 85V83H118ZM126 82H127V80H126ZM126 82L124 83L125 85H127L128 83H129L130 86L134 85V83L136 84V81H135V82L132 81V83L134 82L133 84H132L131 82H127V83H126ZM143 82H144V81H143ZM143 82H142V85H143V86H141V87H143V88H144V91H146V90H145V87L147 86L148 83L145 84V83H146V81H145V83H144V84L146 85V86H145V85L143 84ZM203 82H201V83H203ZM243 82H244V81H243ZM247 82H246V83H247ZM83 83H84V82H83ZM83 83H82V84H83ZM85 83H86V82H85ZM130 83H131L132 85H131ZM137 83H138V82H137ZM140 83H141V80H140ZM162 83L165 84V82H162ZM162 83H161V85H162ZM171 83H172V81H171ZM174 83H175V82H174ZM176 83H177V82H176ZM179 83H180V81H179ZM179 83H177V86H178V85L181 86ZM181 83L183 84V82H181ZM207 83H208V85H207ZM219 83H220V82H216V85L218 84L219 86H222V87L224 86V84L221 85L222 83H220V84H219ZM107 84H108V83H107ZM154 84H155V82H153V85H154ZM166 84H168V86L163 87V85H162V87L160 88V91L158 90L159 93H157L158 91H157L156 87H154V89H152V90L150 89L151 87H150V88L147 87L146 89H150V90H151L150 92L155 91V89H156L155 92L157 93V94H155V97H156L157 99L154 98V95H153V98H152V94H153V93H151L150 98H152V99L149 98L148 102H149L150 100H152V101H154L152 104H154V103H155V100H154V99H156V101H157V100H158V101H159V100H160V101L163 100V101H162L163 103H166V102H164V100H165V101H169V103L167 102V103H168V106H171V104H170V102H171V103H172V106H173V109H175V110H174V114H175V111H177V112H176V115H177V113H178V115H180V118H181V117L183 118V116H184V117H185V118H184L185 120H186V117H188L187 119H189V117L192 118L193 115H194V113H196V111L193 110V109H194L193 107H195V108H196V107L199 108V109L201 110V112H202L203 110H204V112H205V110L209 111V110L211 109L210 107H214V111H216V109H217V111H219V110H220L219 108H220V106H221L220 103H222V104L224 103L223 101L220 102V103L216 102V103L218 104V106H216L217 104L215 103L216 105H213V104H212V105H210V107H208V105H207V103H208L207 101H209L210 98L212 99L211 92H212V94H213L214 91H216V90H218V89H219V90H218L219 93H220V92H221V93L223 92V90L220 91V90L222 89V87H220L221 89H220V88H217L218 85H217L216 89H214V91H212L213 88H211L212 90H210V95L207 96L208 98H206V97H205V98H200V97H202V96H199V95H198V96H199V100H198V98L195 99V98H192V97L189 95V96L191 97V98L189 97L190 100L188 99V96H187V98L184 96L187 100H183V99H181L182 97L179 98V95L182 94L181 92H180V94H179L178 97H177V95H176L177 93H176V92H175L176 94L174 93V94H175V95H174V94H172L174 91H173L172 93L169 91V90H170L169 88L174 89L175 85H174V87H173V86H172L173 83H172V85H171V84H169L168 81H167ZM203 84H204V83H203ZM240 84H241V83H240ZM60 85H64V84H60ZM60 85H59V86H60ZM98 85H99V84H98ZM98 85H97V86H98ZM101 85H102V82H101ZM109 85H110V83H109ZM112 85H113V84H112ZM114 85H115V83H114ZM153 85H152V86H153ZM59 86L57 87V89L59 88ZM71 86L73 87V85H71ZM83 86H85V85H83ZM135 86H136V87H135ZM139 86H140V84H139ZM149 86H150V85H149ZM154 86H156V84H155ZM182 86H183V85H182ZM182 86H181V87H182ZM237 86H238V85H237ZM60 87H61V86H60ZM64 87H65V85H64ZM87 87L90 88V85H88ZM113 87H114V86H113ZM115 87H116V86H115ZM134 87H135V89H134V88H133V89L131 88V90H137V89H139V88H138V85H134ZM141 87H140V88H141ZM158 87H159V86H158ZM62 88H63V86H62ZM70 88H71V87L69 86V90H71ZM74 88H75V87H74ZM83 88H84V87H83ZM95 88H96V87H95ZM95 88H94V89H95ZM75 89H76V88H75ZM90 89H92V88H90ZM172 89H171V91H172ZM176 89H177V88H176ZM190 89H191V88H190ZM236 89L239 90V91H236ZM240 89H242V90H240ZM61 90H62V89H61ZM64 90L67 92V90H68V86H67V89L65 88ZM73 90H74V89H72V91H73ZM85 90H86V87H85ZM87 90H88V88H87ZM141 90H142V89H141ZM178 90H179V89H178ZM178 90H177V92H179V91H181V90H183V89L180 88V90H179V91H178ZM188 90H189V89H188ZM192 90H193V89H192ZM192 90H189V91H192ZM196 90H197V88H196ZM196 90H195V91H196ZM228 90H227V92H228ZM54 91H55V90H54ZM57 91H58V90H57ZM65 91H61V93H62V92H65ZM72 91H70L71 94H72ZM75 91H76V90H74V92H75ZM88 91H91V90H88ZM92 91H93V89H92ZM144 91H142V92L144 93V95H146V93H148V91H147L146 93H145ZM175 91H176V90H175ZM184 91H186V90L184 89ZM184 91H182V92L185 93V94L188 93V92H184ZM235 91H236V92H235ZM247 91H250L252 94H250L249 92H248L249 94H247ZM66 92H65V93H66ZM74 92H73V93H74ZM76 92H77V91H76ZM137 92H140V90H139V91H136V94H137ZM142 92H140L141 95L143 94ZM150 92L148 93V95L150 94ZM155 92H154V93H155ZM208 92H209V91H208ZM56 93H59V92H56ZM61 93H60V94H61ZM67 93H68V92H67ZM133 93H134V92H133ZM240 93H241V94H240ZM131 94H132V93H131ZM131 94H128V95H131ZM134 94H135V93H134ZM192 94H193V93H192ZM232 94H233V95H232ZM120 95H121V94H120ZM120 95H119V96H120ZM137 95H140V94L138 93ZM137 95H135V96H137ZM156 95H157V96H156ZM183 95H184V94H183ZM123 96H125V97L127 98L126 94L123 95ZM123 96H122V97H123ZM133 96H134V95H133ZM142 96H143V95H142ZM115 97H118V96L116 95ZM122 97H121V98H122ZM125 97H124V98H125ZM129 97H130V98H128V99H132V98H131L132 96H129ZM145 97H149V96H143V97H142V98H144V100H147L148 98L145 99ZM230 97H228V98H230ZM106 98H107V97H106ZM126 98H125V99H126ZM133 98H134V97H133ZM139 98L142 100L141 97H139ZM139 98H138L137 101H139ZM185 98H184V99H185ZM221 98H222V97H221ZM221 98H220V99H221ZM107 99H108V98H107ZM115 99H116V98H115ZM115 99H114V100H115ZM122 99H123V98H122ZM125 99H124V100H125ZM208 99H209V100H208ZM222 99H223V98H222ZM235 99L237 100V98H235ZM104 100H105V97H104ZM116 100L118 101V99H116ZM119 100H120V99H119ZM141 100H140V101H141ZM144 100H142L143 102H142V101H141V102L139 101V102H140V104H141L142 106H144V109H143V110H145V112H147V111H148L147 109L150 110L151 107H147V109H145V108H146L145 106L148 105V103L145 102ZM191 100H193V101H191ZM194 100L197 101V102H199V101L201 100V102H199V104L201 103L203 106H202L201 104H200V105H201V108H200V106H199L198 104H197V105H198L199 107H198V106H194V105H195ZM260 100H261V102H260ZM263 100H264V99H263ZM105 101H106V100H105ZM108 101H109V100H108ZM120 101H121V100H120ZM135 101H136V97H135L134 102H135ZM137 101H136L135 103L133 102L134 104H133V108H132V109H133V110H136V111H140V108L137 107V105L139 104V103H137ZM152 101L149 102L150 106H151V102H152ZM228 101H229V99H228ZM239 101H238V102H239ZM258 101H259L260 103H259ZM118 102H119V101H118ZM162 102H161V105L163 104ZM202 102H203V103H202ZM210 102H212V101H210ZM226 102H227V101H226ZM233 102H234V101H233ZM158 103H159V102H158ZM227 103L229 104V102H227ZM235 103H236V101H235ZM101 104H105V103L103 102V103H101ZM135 104H137V105H136V108H138V109L134 108V107H135V106H134ZM155 104H156V103H155ZM155 104H154V106H155ZM169 104H170V105H169ZM173 104H174V105H173ZM209 104H211V103H209ZM224 104H226V103H224ZM228 104H227V105H228ZM231 104H232V102H231ZM260 104L262 105V107H260V106H261ZM156 105H157V104H156ZM227 105H226V106H227ZM233 105H234V104H233ZM240 105H241V106H240ZM96 106H98V105H96ZM96 106L94 105L93 107L96 108ZM139 106H140V105H139ZM148 106H149V105H148ZM154 106H153V107H154ZM172 106L169 107V108L172 109ZM226 106H225L224 108H228V110L225 109L224 111H225V112L229 111L231 114H230L229 112H227L226 114L221 115V116H223L222 118H224V119H225V118H226V119H227V118L229 119L230 116H234V117L236 116L237 119H236V117H235V119H234V117H233V118L230 117V118H231V122H230V119H229V120L227 119L228 121L224 120V121H226L225 123L228 122V124H226V125H229V126H230L231 124H229V123H233V127H235V126L237 125V124H235V122H237L238 120H240V119H238V118H242V117L238 116V115H240V114H238V113H236V114H238V115L234 114L235 112L233 113V110L230 111V109H229L230 106H229V107H228V106L226 107ZM98 107H99V106H98ZM140 107H141V106H140ZM156 107H157V106H156ZM156 107H154V109H153L154 111H156V109H157ZM161 107H163V106H161ZM161 107H160V104H159V108H161ZM215 107H216V109H215ZM221 107H223V105H222ZM141 108H142V107H141ZM234 108H237V107L234 106ZM234 108H232V105H231V109H234ZM259 108H261L262 110L259 111ZM263 108H264V107H263ZM170 109H169V111H170ZM199 109H196V110H197V114L200 115L199 118H200V117L202 118V113H203V112H202V113H201V112H198ZM218 109H219V110H218ZM146 110H147V111H146ZM153 110H152V111H153ZM157 110H158V109H157ZM163 110H164V109H163ZM212 110H213V108H212ZM212 110H210L211 113H212ZM241 110H242V109H241ZM244 110H245V109H244ZM244 110L240 111V109H239L240 112H243ZM253 110H254V111H253ZM164 111H165V110H164ZM164 111H163V113L165 114L166 112H164ZM192 111H194V113H193ZM220 111H222L221 114H222V113H225V112L223 111V108H221ZM220 111H219V112H220ZM235 111H236V110H235ZM237 111H238V109H237ZM249 111H250V112H249ZM158 112H161V111L158 110ZM210 112H209V113H210ZM147 113H148V114H144L143 116L145 117V115H146V116H147V120H148V118L150 117V114H149L150 112H147ZM152 113H153V112H152ZM163 113H162V114H163ZM172 113H173V112H172ZM172 113H171V115H173ZM199 113H200V114H199ZM205 113H206V112H205ZM207 113H208V112H207ZM207 113H206V114H207ZM211 113H210V114H211ZM246 113H247V112H246ZM248 113H247V114H248ZM160 114H161V113H160ZM160 114H158V113H156V112H154L153 114H151L152 119L150 118V119H151L150 121L153 123L152 120H153L154 117H155L154 119L157 118L155 121H158V122H155L156 124H154V125H157V123L161 124L162 122H163L162 124L164 125V122H165V121H162V119H163V116H165L167 113H166L165 115H163V116H161L162 114H161V115H160ZM168 114H170V112H169ZM168 114H167V115H168ZM197 114H196V118L198 119V117H197L198 115H197ZM227 114H228V115H227ZM137 115L139 116V117L137 116L138 119H139V118H140V115H139V114H137ZM148 115H149V117H148ZM152 115H153L154 117H153ZM167 115H166V116H167ZM171 115H170V117H171ZM176 115H175V117H176L175 119H177V117H178V116H176ZM226 115H227L228 117H227ZM229 115H230V116H229ZM250 115H251V114H249V116H250ZM252 115H253V113H252ZM252 115H251L250 117H254V116H252ZM141 116H142V115H141ZM173 116H174V115H173ZM204 116H205V115H204ZM209 116H210V115L208 114V117H209ZM219 116H220V115H219ZM247 116H248V115H246V118H247ZM168 117H169V116H167L166 118H168ZM206 117H207V115H206L205 117H203V119L206 120V119L208 118V117H207V118H206ZM145 118H146V117H145ZM172 118H173V117H172ZM201 118H200V120H201ZM210 118H211V117H210ZM210 118L207 119L206 121L211 122V121H210ZM220 118H221V117H220ZM220 118H218V119L221 120L222 118H221V119H220ZM255 118H256V117H255ZM136 119H137V118H136ZM168 119H169V118H168ZM192 119H195V117L192 118ZM211 119H213V118H211ZM218 119L213 120L214 122L212 121L211 123H209L210 126L207 127V128H210V130H211L213 133H216V134L219 132V129H220V130L222 129V128H221V127H222V126H221L222 124H220L221 121H219V122H220L219 124H220L221 127H220L219 129H217L218 127H217L216 125L218 124V123H217V120H218ZM232 119H233V120H232ZM242 119H243V118H242ZM247 119H249V117H248ZM247 119H246V120H247ZM250 119L253 120L251 123H253V122L256 123V122H257V121H255L256 119H255V120H254L253 118H250ZM250 119H249V121H250ZM140 120L142 121V120H146V119H144V118H143V119L140 118ZM163 120H165V119H163ZM172 120H173V119H171L170 121L172 122ZM178 120H179V119H178ZM190 120H191V119H190ZM205 120H204L203 122H205ZM257 120H258V119H257ZM148 121H149V120H148ZM148 121H146V122L148 123ZM179 121H183V120L180 119ZM179 121L177 122V125H178V123H181V122H179ZM201 121H202V120H201ZM233 121H234V122H233ZM249 121H248V122H249ZM143 122H145V121H143ZM151 122H149V123L151 124ZM166 122H167V124H169V126H168V125H166V126L168 127V129H170L169 127H170V125L173 124V122H172V124H171V122L168 123V120H167ZM175 122H176V120H175ZM215 122H216V125H215ZM241 122H242V120H241ZM241 122L239 121L238 123L240 124ZM243 122H244V123H243ZM243 122H242V124L245 125V121H244V120H243ZM147 123H144V124H147ZM258 123L260 124V122H257L256 124H258ZM150 124H149V125H150ZM162 124H161V125H162ZM174 124H175V123H174ZM174 124H173V127H174ZM205 124H206V123H205ZM211 124H212V125H211ZM239 124H238V125H239ZM242 124H241V126H242ZM249 124H250V123H249ZM249 124H248V126H247L248 128H250V127H249ZM256 124H253V125H256ZM259 124H258V125H259ZM151 125H152V126H151ZM151 125H150V126H147V127H148V129H149V127H152V129H150V131H153V132L155 133L156 128L154 127V128H155V129H154V128H153V124H151ZM177 125H176V128H177ZM246 125H247V124H246ZM251 125H252V124H250V126H251ZM253 125H252V127H253ZM207 126H208V124H207ZM229 126H228V127H229ZM239 126H240V125H239ZM239 126H238V129H237V126H236L235 128H236L237 130H239V132H240V130H242V128L244 129V127H241V129H240ZM156 127H157V126H156ZM163 127H164V126H163ZM173 127H171V128H173ZM233 127H232V125H231L229 128H232V129L236 130V129L233 128ZM157 128L159 129L160 127L158 126ZM224 128H225V127H223V130H224ZM145 129H146V128H145ZM148 129H146L147 132H148ZM168 129H167V131H169ZM174 129H175V127H174ZM174 129H173V130H174ZM159 130H161V132H159V134L157 133V132H158V130H157L155 134H154V133H151V134H154L153 136H152V135H149V137L152 136L151 138H154V136L156 135V136H157V139H158V136H159V137L162 139V140H161V144H163V140H164V141L166 140V138H165V134H168V133H167V132L165 133L164 130H162V129H159ZM170 130L172 131V129H170ZM175 130H176L177 132H179V130H177V129H175ZM175 130H174V131H175ZM207 130H208V129H207ZM210 130H208V131L210 132ZM234 130H231V131H232V132H231L230 129H229L230 132H228V134L232 133V135H230V136H232V137L234 138V140H235L236 137H237V139H241L240 137H238V136L241 135V133L238 134V136H237V133H238V132H237V130H236V131H234ZM244 130H246V129H244ZM244 130H243V132H244ZM150 131H149V132H150ZM165 131H166V130H165ZM221 131H222V130H221ZM224 131H225V130H224ZM225 132H226V131H225ZM233 132H237V133L235 134V133H233ZM241 132H242V131H241ZM133 133H134V132H133ZM219 133H220V132H219ZM219 133H218V134H219ZM222 133H224V132H222ZM145 134L147 135L146 131H145ZM145 134H144V135H145ZM148 134H149V133H148ZM218 134H217V135H218ZM224 134H225V133H224ZM228 134H227V135H228ZM169 135H170V134H169ZM175 135H176V133H175ZM175 135H174V136H175ZM222 135H223V134H222ZM222 135H219V136H218L219 138L216 136V137L218 138V139H217L218 142L220 141L219 143H217V141H216V144H217L218 147L221 146L220 149L223 148V147L226 149L227 146H228V143H226V141L229 142L230 139H232V137H230V138H229V141H228V140H226L227 135H226V134L223 135V137H222V139H221V136H222ZM156 136H155V138H156ZM145 137H147V139H148V136H143V140L147 142V139H146ZM183 137H185V136H183ZM183 137H182V139H183L182 142L184 143V138H183ZM225 137H226V138H225ZM228 137H229V135H228ZM241 137H242V135H241ZM151 138H150V139H151ZM175 138H176V137H175ZM185 138H188V136L185 137ZM150 139H149V140H150ZM157 139H156V140H157ZM180 139H181V138H180ZM182 139H181V140H182ZM215 139H216V138H215ZM219 139H221V140H219ZM223 139H224V140H223ZM154 140H155V139H154ZM154 140H153V141H154ZM167 140H168V137H167ZM181 140H180V141H181ZM189 140L191 141V139H189ZM189 140H188V141H189ZM222 140H223V141H222ZM225 140H226V141H225ZM150 141H151V140H150ZM169 141H171L170 138H169ZM221 141H222L223 143H222ZM171 142H172V143H171ZM171 142H170L171 145H170V143L168 144V142H167L166 148L163 147V148L167 149V152H165L166 150L164 151V150L162 149V151L165 152V153L163 154V153H161V152L159 153V151H161L160 148H162V147H161V144H160V139H159V144H158V145H159L160 148H158V150H157L156 148H157L158 145H156V146H154V147H156V148L153 147V148L155 149V151L152 149V151H150L149 153L152 152V154H153V153L155 152L154 154H155V156L157 157L156 153L158 152L159 155H160V156H159V155H158V156H159V158L161 157V158H160L161 160L164 158V157L161 156V154H163V156L166 157V158H165V161H166V160H170V161L173 160V161H174V159H176L177 156L180 157V155H179L180 153H179L178 150H177L178 148L176 149L175 145L172 146V144H174V143H173L174 141L172 140ZM214 142H215V141H214ZM179 143H180V147H179V148H181V149H186V147H188V146H186L185 148H183L184 145L182 144V145H183V147H182V146H181V142H179ZM185 143H186V141H185ZM187 143H190V142H187ZM187 143H186V144H187ZM194 143H195V142H194ZM194 143H193V144H194ZM175 144H176V143H175ZM190 144H191V143H190ZM212 144H213V143H212ZM226 144H227V146H226ZM163 145H164V144H163ZM163 145H162V146H163ZM188 145H189V144H188ZM195 145H196V143H195ZM197 145H198V144H197ZM199 145H202V144L200 143ZM203 145H204V144H203ZM214 145H215V143H214ZM252 145H253V144H252ZM178 146H179V144H178ZM178 146H177V147H178ZM254 146H255V145H253V146L248 145V147H246V149L249 148V147H250L249 149H251V148L254 147ZM196 147H197V146H196ZM213 147H214V146H212V149H213V150H214V149L217 150L216 147H215V148H213ZM233 147H234V146H233ZM233 147L229 146L230 149H226V150H228V152H229L230 150L233 151V150L235 149V148H233ZM239 147H240V146H239ZM239 147H236V149H237V148L240 149ZM242 147H243V146H242ZM256 147H257V146H256ZM224 148H223V149H224ZM243 148H244V147H243ZM243 148H241V151H242V150L244 151ZM187 149H188V148H187ZM190 149L192 150V147L190 148V146H189V150H190ZM220 149H219V150H220ZM223 149H222L221 151H224ZM238 149H237V150H234L235 152L237 151V154L240 153V152H238ZM249 149H248V152H245L246 150L243 152V153L246 154V156H247L248 154L250 155V153H252V152L249 153ZM252 149H253V148H252ZM252 149H251V150H252ZM254 149L257 150L258 147H257V148H254ZM215 150H214V151H215ZM226 150H225V151H226ZM138 151H142V150L140 149V150H138ZM138 151H137V152H138ZM156 151H157V152H156ZM179 151H182V152H181V155H184V154H183V150H179ZM186 151H187V150H186ZM193 151H194V148H193ZM225 151H224V152H225ZM254 151H255V150H253V152H254ZM137 152H136V153H137ZM184 152H185V151H184ZM187 152H188V151H187ZM138 153H139V152H138ZM138 153H137V155H136V154H134V155H135V156H138V155H139ZM140 153H141V152H140ZM143 153H146V151H145V152L143 151ZM143 153L140 154V158H141V157H142V158H145V159L149 158V157H148V151H147V155L145 154L146 156H145ZM193 153H194V152H193ZM213 153H214V152H213ZM216 153H218V152H215L213 155H212V153H211L210 155H211L213 158H214V157H219V156L221 155V152H219V153H220L219 156H214V155H216ZM225 153H227V151H226ZM225 153L222 152V154H225ZM231 153L233 154V152H231V151H230L229 153L225 154V155H227L228 159L230 158ZM241 153H242V152H241ZM142 154H143L144 156H143ZM152 154H151V157H153ZM154 154H153V155H154ZM194 154H196V153H194ZM229 154H230V155H229ZM254 154L256 155V152L253 153V155L251 154V155H252V158H253ZM149 155H150V154H149ZM186 155H188V153H187ZM225 155H222L223 157H222V158L220 157V158L223 160V159L225 158ZM228 155H229V156H228ZM232 156H233V155H232ZM234 156H235V155H234ZM234 156L231 157V159H233ZM138 157H139V156H138ZM151 157H150V158H151ZM181 157H182V156H181ZM181 157H180V158H181ZM186 157L188 158L189 155H188V156H185V158H186ZM192 157H193V156H190L189 158H192ZM194 157H195V156H194ZM212 157H211V159H213ZM248 157L251 159V156H248ZM255 157H256V156H255ZM255 157H254V158H255ZM136 158H137V157H136ZM185 158H184V159H185ZM187 158H186L185 160H187ZM201 158H202V157H201ZM235 158H236V157H235ZM254 158H253V160H254ZM152 159H153V158H152ZM156 159L160 161V159H158V158H156ZM156 159H154V160H152V161H155ZM178 159H179V158H177L175 161H177ZM181 159H182V158H181ZM184 159H182V160H183L185 163H184V162H180V161H181L180 159H179V162H180V163H183L184 166H185V165H187L188 163H187ZM198 159L201 160L200 158H198ZM198 159H197L196 161H194V162L196 163V164H193V165H194V168L192 167L193 165L191 164V169H195V170H198V169H199V166L197 165V161H199ZM215 159L217 160V158H215ZM218 159H219V158H218ZM231 159H230L229 161H231ZM250 159H249V160L247 159V160H245V161H249V163H250V162L252 161V160L250 161ZM121 160H122V157H121V159H120V162H121ZM222 160L218 161L217 163L219 164V162H221ZM256 160H257V159H256ZM163 161H164V160H162V162H163ZM165 161H164V162H165ZM173 161H172V162H173ZM202 161H203V158H202ZM202 161H201V162H202ZM212 161H213V160H212ZM212 161H211V163H212ZM224 161H225V159H224ZM236 161H237V159H236ZM156 162H158V161H156ZM160 162H161V161H160ZM162 162H161V163H162ZM164 162H163V163H164ZM172 162H170V163L172 164ZM188 162H189V161H188ZM190 162L193 163V161H191V160H190ZM209 162H210V161H209ZM213 162H214V163H213L212 165L214 166L216 161L214 160ZM227 162H228V160L226 161V164H227ZM234 162H235V160L233 159V165H236L237 163L234 164ZM238 162H240V161H238ZM166 163H167V161H166ZM174 163L176 164V163H178V161H177V162H173V165H174ZM180 163H178L179 166L175 165V169H177L176 167H178L179 170H180L181 168H182L183 170H184V168H185V169L187 168V166H185V167L183 166V167H184V168H183V167H182V164H181V166H180ZM199 163H200V162H199ZM211 163H209V164H210V167H211ZM241 163H242V161H241ZM203 164H204V163H203ZM218 164H217V165H218ZM222 164H224L223 161H222L221 165H219V166L221 167ZM226 164H224L225 167H226ZM229 164H230V162L228 163V165H229ZM251 164H252V163H251ZM195 165L198 166V169H196ZM199 165H200V164H199ZM204 165H205V164H204ZM224 165H223V167H221V168H219V166H218V168H219V169H222L221 171H223V169H225ZM228 165H227V166H228ZM231 165H232V164H231ZM245 165H246V162H245V164H244V163H243V164H239V167L237 168L238 171H242V172L245 173V171H246L247 169L249 170V167L247 168V166H245ZM247 165H248V162H247ZM168 166H169V165H168ZM170 166H171V167H170ZM170 166H169V167L172 168V165H170ZM200 166H201V165H200ZM213 166H212V167H213ZM236 166H237V165H236ZM248 166H250V169H251V167H253L254 170H255V168H256V167L253 166V164H252V166H251V165H248ZM166 167H167V166H166ZM166 167H165V169L167 170L168 167H167V168H166ZM173 167H174V166H173ZM179 167H180V168H179ZM228 167H230V166H228ZM200 168H201V167H200ZM203 168L206 169V167H204V166H203ZM231 168H232V166H231ZM235 168H236V167H235ZM253 168H252V169H253ZM213 169H217V166H216V168H215V166H214ZM226 169H227V168H226ZM226 169H225V170H226ZM239 169H240V170H239ZM166 170H164V171H166ZM183 170H182V171H183ZM187 170H188V171H192V170H190V166H189V164H188V169H187ZM203 170H204V169H203ZM225 170H224L223 172L226 173L228 170H227V171H225ZM230 170H231V172H233V171H232L233 168L230 169ZM243 170H245V171H243ZM248 170H247V171H248ZM254 170H253V171H254ZM171 171H172V170H171ZM173 171H175V170H173ZM201 171H202V168H201V170H199V172L201 173ZM216 171H217V172H215L216 174H215V173H214V174L217 175V176H219V179H218L217 177H215V178L218 179V180L223 181V182L225 183V185H226V182H227V185H229L228 182L230 183V180L232 181L231 178H233V176H232L233 173H230V172L228 171V172L231 174V175H230L231 178H230V176L228 175V177L230 178V180H228V177L226 176L227 173H226V175H225V174L220 173L221 171L218 170V169H217ZM218 171H220V172H219L220 174L218 173ZM234 171H235V170H234ZM238 171H236V173H237ZM251 171H252V170H251ZM251 171H250V173H251ZM176 172H177V171H176ZM176 172H173V173H176ZM192 172H195V171H192ZM199 172H196V173H199ZM255 172H256V171L252 172V175H253V173H254V175L251 177V178L254 177V180H256L255 178L258 179V177L255 175V174H256ZM163 173H164V172H163ZM166 173L169 174L170 171L168 172V170H167ZM173 173H171V175H173ZM229 173H228V174H229ZM240 173H241V172H240ZM246 173H248V172H246ZM160 174L162 175L161 172H160ZM214 174H213V175H214ZM218 174H219V175H218ZM234 174H235V173H234ZM248 174H249V173H248ZM221 175H222V176H223V175L226 176V178H227L228 181L225 182L226 179L223 178ZM237 175H238V176L240 175L239 172H238ZM241 175H242V173H241ZM241 175H240V176H241ZM238 176H237V178L239 179ZM194 177H195V176H194ZM194 177H193V176L190 177V178H191L190 180H193V179L196 180V177H195V178H194ZM220 177H222L223 180H222V178L220 179ZM235 177H236V175H234V178H235ZM224 179H225V180H224ZM235 179H236V178H235ZM238 179H237V180H238ZM218 180H217V181H218ZM170 181H171V180H170ZM170 181L168 182L169 184L171 183ZM221 181H219V183H220ZM163 182H165V181H164V180H161V183H163ZM189 182H190V181H189ZM191 182H192V181H191ZM195 182H196V181H195ZM223 182H222V183H223ZM232 182H233V181H232ZM193 183H194V182H193ZM166 184H167V180H166ZM233 184H234V183L230 184V185H232V188H234L233 186H235V185H233ZM249 184H250V183H249ZM163 185H164V183H163ZM152 187H153V186H152ZM153 188H155V187H153ZM228 188H229V187H228ZM232 188H231V189H232ZM229 189H230V188H229ZM221 201H223V200H221ZM247 201H248V200H247ZM247 201H246V202H247ZM215 202H217V201H215ZM218 202H219V201H218ZM243 202H245V200H244ZM243 202H242V204H244ZM246 202H245V204L248 205V204H249V201H248L247 203H246ZM253 202H254V201H253ZM214 204H215V203H214ZM259 241L261 242L262 240H259Z\"/></svg>", "mask_w": 264, "mask_h": 264}]
</instances>
